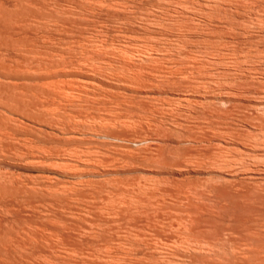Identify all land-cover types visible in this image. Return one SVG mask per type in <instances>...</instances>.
I'll list each match as a JSON object with an SVG mask.
<instances>
[{
	"label": "rangeland",
	"instance_id": "obj_1",
	"mask_svg": "<svg viewBox=\"0 0 264 264\" xmlns=\"http://www.w3.org/2000/svg\"><path fill=\"white\" fill-rule=\"evenodd\" d=\"M2 1L3 2L5 1L4 6L8 10V12H10L11 14L18 15L17 11H19L18 16H20V14H21V16H25L27 14H28L27 16H30L33 13L31 15V18L33 19V21L35 23L31 20L32 22L30 21V23L33 25V27L30 24L31 28L29 25L27 28L24 27L25 29L22 28L21 30L20 29L17 30L16 32H18V33L15 32L14 34H10L8 36H5V38H4V36L3 37L0 36V79H1L0 80V138L2 137L0 139V193H1L0 194V222L2 223V224L0 223L1 224L0 225V227H1L0 231L2 230V232L0 233V242H1L0 243V250H1L0 251V260H1L0 264H10L11 262H12L11 264H23V261H24V264H64L65 261H66L65 264H71V263H74V264H76V263L77 264H89V263L90 264H105L106 262L108 264H115V262L117 264H153V263L154 264H172V263H174V264H217V263L218 264L219 263L230 264L231 262H232L231 264H236V263L237 264H262V262H263V264H264V228H263L264 227V70H263L264 69V55H263L264 54V45H263L264 44V28H263L264 27L263 26V24H264V0H235V1L234 0L233 1L232 0L231 1L230 0H216V1L215 0L214 1L213 0H207V1L206 0H179L181 2H179L178 0H174V1H172V0L171 1L170 0H162V1L161 0H132V1L131 0L130 1L129 0H126V1L125 0H111L110 3H112V4H110L111 6L109 5L110 8H109V6H105V8L103 9L102 12H101V10H102L103 5L100 9L99 8V5H101L100 3H97L94 5V3L91 2V1L96 2V0H91V1L88 0L89 2L87 0H83V1L82 0H45V1L39 0L40 1L39 4L42 5L41 7L37 3L38 0H33V1L32 0H29V1L28 0H2ZM169 1H170V3L172 2L173 5L170 4ZM217 1H219V2H217ZM225 1H227L228 3H226ZM45 2L49 3V4H47L48 7H47V5H45ZM83 2H85L86 5L85 4L82 5ZM187 2L190 4H188ZM88 3H92V4H90V6H89ZM183 3L186 4V6H185L186 10L184 8ZM24 4H27V5H24ZM187 4H188V6H187ZM241 4H242V6H241ZM8 5H9V7H8ZM30 5H32V6H30ZM84 5L86 6L87 10H86ZM92 5H94V6L92 7ZM214 5H216V6H214ZM217 5H218V7H217ZM26 6H27V8H23ZM28 6L31 7L32 9L31 8L28 9ZM37 6H39L38 10H37ZM83 6H84V8H83ZM210 6H212V7H210ZM238 6H240V7H238ZM244 6H248V8L244 7ZM46 7H47V9H44ZM89 7L92 10L93 9L95 10V11L93 10L94 13H93V11L92 12L88 11V10H91V9H88ZM15 8L16 9L20 8L23 11L16 10ZM52 8H54V9H52ZM79 8L80 9L83 8V9L80 10ZM188 8H189V11H188ZM192 8H193V10H192ZM245 8H247V10ZM12 9L16 10V12H14V10L11 11ZM26 9H28V12H30V13H27ZM71 9L73 10V12ZM98 9H99V11H97ZM212 9H213V12H212ZM57 10H59V11H57ZM109 10H111V11H109ZM115 10H118V11H115ZM133 10H135V11H133ZM149 10H150V12H148ZM175 10H177V11H175ZM151 11H155V12H151ZM169 11H170V13H169ZM209 11H211V12H209ZM228 11L230 12V14H232L231 15L232 18L228 17V14L226 13ZM253 11L256 14H254ZM24 12H25V14H23ZM40 12H41V14H40ZM183 12H184V14H183ZM153 13H155V14H153ZM203 13H205V14H203ZM208 13H209V16H208ZM46 14L49 16L47 17ZM201 14H203V16ZM95 15L99 18L94 17ZM155 15H156V17H155ZM72 16H74V18ZM141 16H143V18ZM82 17H84L85 19L83 18L84 19L83 20ZM122 17H123V19H122ZM147 17H149V18H147ZM251 17H253V19ZM45 18L46 19L49 18V19L44 20ZM91 18L93 19L92 21H91ZM117 18H119V19H117ZM257 18H259V19H257ZM57 19L61 20L62 22L58 21V23H56ZM145 19H146V21H145ZM223 19H224V21H223ZM41 20L44 23L41 24L40 23V22H42ZM48 20H49V22L45 23V21L47 22ZM75 20H76V22H75ZM53 21H54V24L56 23V25L51 23ZM234 21H235V24H234ZM252 21L254 23L255 22H257V23L254 24ZM82 22H85L86 24L82 23ZM187 22H189V23H187ZM36 23H38V24L36 25ZM75 23H77V25ZM80 23L82 24L83 28H81ZM237 23H240V24H237ZM40 24H41V26H40ZM71 24H72L73 28H70ZM83 24L86 26H84ZM88 24H89V26H88ZM217 24H218V26H217ZM230 24H232V25H230ZM42 25H44L45 27ZM65 26H66V30H65ZM78 26H79V28L77 29ZM138 26H140V27H138ZM238 26H240V28ZM61 27H64V28L61 29ZM86 28H89V29H86ZM180 28H182V29H180ZM257 28L259 30H257ZM59 29H61V32ZM76 29L78 31H76ZM202 29L203 30L205 29L204 30L205 32ZM64 30H65V32H64ZM109 30H111V31H109ZM113 30H115V31H113ZM247 30H249V31H247ZM89 32H91V33H89ZM94 32H95V34H93ZM207 32H210V33H207ZM251 32L253 34H251ZM71 33L73 36L71 35ZM81 33H82V35H81ZM248 33H250V34H248ZM40 34H42V35H40ZM231 34L234 36H232ZM235 34L238 37H236ZM44 35H45V37H44ZM67 35H69V36H67ZM148 36L150 38H153V39H150ZM222 36H224V37L222 38ZM87 37H89V38H87ZM129 37H131V38H129ZM143 37H145V38H143ZM90 39H93V40H90ZM154 39H157V40L154 41ZM190 39H192V40H190ZM224 39H225V42L223 41ZM73 40H75V41L72 42ZM173 40H174V42H173ZM218 40L221 42H219ZM178 41H179V43H178ZM226 42H227V44H226ZM51 43H53V44H51ZM128 43H129V45H128ZM184 43L185 44L187 43V44L184 45ZM101 44H103V46ZM143 44L145 46H143ZM117 45H119V46H117ZM234 45H236V47ZM250 45H252V46H250ZM146 46H147V48H146ZM217 46H218V48H217ZM70 47H71V49H70ZM101 47H104V48H101ZM134 47H137V48H134ZM149 47H151V48H149ZM182 47H183V49H182ZM184 47H186V49ZM21 48H23V49H21ZM96 48H98V51ZM188 48H189V50H188ZM213 48H214V50H213ZM249 49H250V51H249ZM162 50L164 51V53L162 52ZM49 51H51V52L53 51V52L51 53ZM125 51H127V52L125 53ZM257 51L260 54L257 53ZM30 52H32V53H30ZM42 52H43V55H42ZM130 52H134V53H130ZM234 52H235V54H234ZM124 53L125 54L128 53V56L125 55ZM208 53H210V55ZM222 53L224 54V56ZM231 53L233 55H229ZM100 54H102L103 56L105 55V56L103 57ZM247 54H249V55L247 56ZM256 54H258L259 56ZM36 55H38L39 57ZM70 55H71V57H70ZM124 55L126 58L124 57ZM184 55H186V56H184ZM227 55H229V56H227ZM253 55H255V56L253 57ZM42 56H43V58H42ZM87 56H88V58H87ZM157 57H158V60H156ZM196 57L197 58L200 57V58L197 59ZM249 57H251V58H249ZM31 58H33L34 61ZM193 58L196 59L197 61L193 60ZM52 59H53V61H52ZM151 59H152V61H151ZM16 60H18V64H17ZM107 60H108V62H107ZM3 61H4V63H3ZM100 61L101 62L103 61V62L101 63ZM142 61L144 64L141 63ZM224 61L226 62V64ZM231 61H233V62H231ZM28 62H29V64H28ZM45 62H48L49 64L45 63ZM137 62H138V65H137ZM145 62H147L148 64ZM229 62H231L232 64H230ZM156 63L159 65L164 64L165 66L169 65V66L174 67V68L177 67L178 71H180V72H179V74L176 75L177 77H175V75L170 76L168 78L167 77H161L158 74H156V72H154V70L151 71L152 68L150 67V65L158 66ZM27 65H28V67H27ZM40 65H42V66H40ZM111 65H113L115 68H112ZM190 65H193V67ZM178 66H179V68H178ZM204 66H205V68H204ZM76 67H77L79 72L77 71ZM92 67H94L95 69ZM26 68H28V69H26ZM70 68L72 70H70ZM107 68H109V69H107ZM137 68H139V69H137ZM180 68H182V69H180ZM201 68H203V69H201ZM53 69H54V71H53ZM57 69L59 72L57 71ZM68 69L70 71H68ZM111 69H113V70H111ZM126 69H128L127 71L130 74L135 73V74L139 75V79H140V75H141L140 80H142V82L138 83L139 87L137 85L134 86L133 84H131L130 82H127L125 80L123 81L124 77H122V76H125V73H128L126 71ZM143 69H145V70H143ZM122 70L124 73L122 72ZM136 70H138V71H136ZM147 70H149V71H147ZM181 70H183V72H181ZM195 70H198V71H195ZM98 71H99V73H98ZM76 72H77V74H76ZM107 72H109V73H107ZM110 72H113V73L116 72V73H114L112 75V73H110ZM136 72H138V73H136ZM121 73H123V75H121ZM142 73H145V74H142ZM32 74H33V76H32ZM44 74H46V75H44ZM115 74L118 76H116ZM119 75H121V76H119ZM92 76H94V77L92 78ZM182 76H186V77H182ZM188 76H190V77H188ZM186 78H188V80ZM169 79H170V81H169ZM177 79H179V82L177 81ZM195 79H196V81H195ZM52 81H54L55 83ZM65 81H66V84L64 83ZM180 81H183V82H180ZM197 81L198 82L200 81V82L198 83ZM203 81H204V83H203ZM234 81H236V82H234ZM36 82H39V83L37 84ZM143 82H145V83L143 84ZM208 82H209V84H208ZM62 83L64 86L62 85ZM77 83H79V84L77 85ZM95 83H97V84H95ZM172 83H174V85ZM124 84H125V86H124ZM30 85H31V87H30ZM46 85H49V86L46 87ZM70 85H71V87H70ZM143 85H145V86H143ZM200 85H201V87H200ZM39 86H40V88H39ZM43 86H44V88H42ZM130 86L133 89H131ZM146 86L148 89L146 88ZM87 87L89 89H87ZM136 87H138V88H136ZM192 87H193V89H192ZM212 87H214L215 89ZM50 88H52V89H50ZM83 88H84V90H83ZM15 90H16V92H15ZM23 90H24V92H23ZM57 90H58V92H57ZM119 90H121V91H119ZM69 91H72V92L70 93ZM224 92L227 95L230 94L228 96V98L226 99V101L221 100L220 102H217L216 93L217 94L218 93L225 94ZM29 93H31V96ZM132 93H133V95H132ZM34 94H35V96H34ZM73 94L76 96H74ZM14 97H16L17 99ZM61 97H63L62 100H61ZM91 97H94L95 99L91 98ZM107 99L109 101H107ZM123 99H125V100H123ZM176 99H178V100H176ZM189 100L191 101L190 103H189ZM14 102L16 104H14ZM28 102L29 103L31 102V103L29 104ZM61 102H62V104H61ZM177 102H178V104H177ZM213 102H214V104H213ZM170 103H171V105H170ZM199 103H200V105L201 104L202 105L200 106ZM217 103L219 105H217ZM78 105H80V106H78ZM229 105H232V107H230ZM45 106L47 107V109L44 108ZM55 106H57V107H55ZM205 106H206V108H205ZM225 106L227 109L225 108ZM69 107L71 108V110ZM49 108H51V109H49ZM146 108H148V109H146ZM58 109H59V111H58ZM153 109H156V110H153ZM173 109H174V111H173ZM211 109H212V111H211ZM69 111H70L71 115L69 114ZM160 111L163 113H161ZM242 111H243V113H242ZM245 111H246V113H245ZM120 112H121V114H120ZM248 112L249 113L251 112V113L249 114ZM85 113H87V114L89 113V115H87ZM180 113H182V114H180ZM239 113H240V115H239ZM256 113H257V118L254 117V116H256ZM66 114H69V115H66ZM113 114H116V116L115 115L113 116ZM231 114H234V115H231ZM72 115H73V117H72ZM93 115H94V118H93ZM130 115H132V116H130ZM189 115H190V117H189ZM196 115H199V116L197 117ZM249 115H251V116H249ZM88 116L91 117L90 118L91 120L89 119ZM224 116H226V117H224ZM62 117H64V118H62ZM95 117L96 118L99 117L100 119L96 120ZM101 117H102V119H101ZM115 117H117V118H115ZM235 117L237 118L236 120H235ZM75 118L79 119V120H76ZM103 118L106 120H104ZM111 118H114V119H111ZM10 119H11V121H10ZM60 119H62L61 122H60ZM69 119H72V120L69 121ZM216 119H217V121H216ZM125 120L128 122H126ZM157 120H158V122H157ZM162 120H164L165 123ZM255 120H257V121H255ZM57 121H58V124H57ZM119 121H121V122H119ZM225 121H227V122H225ZM71 122H72V124H71ZM75 122H76V124H75ZM152 122H153V124H152ZM176 122H177V124H176ZM121 123H123V124H121ZM132 123H133V125H132ZM128 124H131V127ZM170 124H172V125H170ZM226 124H227V127H226ZM258 124H260V126ZM95 125H96V128H95ZM127 125L129 126V128ZM216 125H219V127ZM221 125H223L225 127L223 128V126H221ZM231 125H233V127L236 128V131L232 127L233 131L228 129L229 133H227L228 132L227 128L231 127ZM254 125H256V126L253 127ZM214 126L218 127V128L221 127L222 129L220 128V132H219V130L217 128H215ZM159 129L161 131H159ZM224 129L226 132L225 133H224V131L221 132V130H224ZM249 129H251L252 131ZM166 130L168 133L166 132ZM2 131H3V133H2ZM173 131H175V134ZM198 131H200V132H198ZM204 131H208V132H204ZM230 131L231 132L235 131V132L231 133ZM245 131H248V132H245ZM9 132H11V133H9ZM91 132H94V133H91ZM131 132H132V134H131ZM236 132H238V133H236ZM95 133H97V134H95ZM145 134H146V136H148L147 138H146ZM11 135H12V137H11ZM216 135L218 137H216ZM248 135H250V137H248ZM140 136L142 138H140ZM201 136H202V138H201ZM77 137L78 138L80 137V138L78 139ZM149 137H150V139H149ZM194 137H195V139H194ZM207 137H209V138L207 139ZM221 137H222V139H221ZM244 137H246V138L244 139ZM5 138H6V140L3 141V139H5ZM163 138H164V140H163ZM247 138H252L253 141L251 139L249 140ZM149 140L150 141L152 140V141L150 142ZM7 141H9V142H7ZM91 141H93V142L91 143ZM120 141H122V142H120ZM145 141H146V143H145ZM147 142H149V143H147ZM155 142H156V144H155ZM214 143H216V144H214ZM221 143L223 146L220 147L219 144L221 145ZM245 143H247V144H245ZM30 145H32V146H30ZM148 145H150L149 148H147ZM166 145H168V146H166ZM174 145L177 146V148ZM108 146L111 150L109 148H107ZM110 146H112L114 149L111 148ZM249 146L252 147L253 149L250 148ZM99 147H100V149H99ZM138 147L143 148V150H141L143 153L139 152V150L137 149ZM192 148H194V149H192ZM228 148H230V149H228ZM39 149H40V151H39ZM43 149H45V151ZM79 149H80V151H79ZM98 149H99V152L95 151ZM169 149L171 151H169ZM47 150L50 152L48 153ZM135 150H136V152H135ZM148 150H150V151H148ZM154 150H155V154H153ZM241 150H243V151L241 152ZM41 151H43V152H41ZM67 151L69 153H67ZM78 151L80 152V154ZM92 151L95 154L94 153L92 154ZM133 151H134V153H132ZM173 151H175V152H173ZM214 151H216L217 153ZM253 151H255V152H253ZM24 152H25V154H24ZM44 152H45V154H44ZM71 152L73 155L71 154ZM113 152H117V153H113ZM138 152H139V155H138ZM34 153H35V155H32ZM38 153H39V155H38ZM96 153H98V154H96ZM131 153L133 154V156ZM20 155H22V156H20ZM25 155H27V157ZM47 155H48V157H47ZM219 155H220V157H219ZM78 156H81V157H78ZM138 156H139V158H138ZM195 156L198 158L196 159ZM154 157H156V159ZM185 157H186V159H185ZM117 158L118 159L120 158V159L118 160ZM183 159H185V160H183ZM212 159H214V160H212ZM228 159H231V160H228ZM36 160H37V162H36ZM111 160H112V162L110 164ZM116 160L118 162H116ZM154 160H156V161H154ZM159 160H161V161H159ZM139 161H141V162H139ZM97 162H98V164H97ZM62 163L64 164L63 166H62ZM74 164H75V166H74ZM59 166H60V168H59ZM201 167H202V169H201ZM79 168H80V170H78ZM112 168H114V169H112ZM166 168H168V169H166ZM222 169H224V170H222ZM225 169L229 170V172L226 171ZM185 174H186V176H185ZM249 176H251V178ZM224 178L227 179V181H225ZM161 179L163 181H161ZM222 180H224V181H222ZM258 180L260 181L259 184H258ZM140 181L144 185L140 184L141 183ZM155 181H156V183H153ZM249 181H250V183H249ZM144 182H146V183H144ZM211 182L214 185L213 184L211 185ZM226 182H227L229 188L227 187V184H225ZM256 182L258 185L256 184ZM88 183L90 185H88ZM133 183H135V184H133ZM165 183H166V185H165ZM218 183L220 184L221 187L219 186ZM253 183H255V184H253ZM138 184H140V185H138ZM58 185H60L61 187ZM66 185H67V187H66ZM160 185H162V186H160ZM240 185H242V186H240ZM76 186H78L79 188ZM146 186H148V187H146ZM171 186H174V187H171ZM236 186H237V188H236ZM57 187H59V188H57ZM144 187L146 189H144ZM62 188H64L63 189L64 192L62 191ZM186 188H187V190H186ZM205 188H207V190ZM218 188H219V191H218ZM226 188H227V190H226ZM243 188H244V190H243ZM53 189H55L54 192H53ZM210 189H211V191H210ZM60 190H61V192H60ZM214 190H216V191L214 192ZM152 191H154V193ZM172 191H173V193H172ZM188 191H190V192H188ZM241 191H247V192H241ZM57 192L59 193L58 194L59 196L55 195V194H57ZM65 192H67V193H65ZM195 192H197V193H195ZM71 193H73V194H71ZM51 194H52V196H51ZM62 194H64V195H62ZM169 194L171 195V197L169 196ZM208 194H209V196H208ZM216 194L219 196H216ZM242 194L245 196L242 197ZM256 194L259 196H255ZM195 196L196 197L198 196V198H196ZM62 197H63V199H62ZM131 197H133L134 199ZM160 197H161V199H160ZM164 197H165V199H163ZM53 198H55V199H53ZM119 198H121V200H120L121 202L118 201ZM136 198H137L138 202H137ZM138 198H140V199H138ZM154 198H156V199H154ZM202 198H203V200H202ZM226 198H228V199L226 200ZM67 199H69V200H67ZM114 199H115V201H114ZM126 199H127L128 203L126 202ZM152 199H154V200H152ZM88 200H90V201H88ZM111 200H113V201H111ZM130 200H131V202H130ZM225 200H226V203H224ZM27 201L29 203H27ZM132 201H134L133 202L134 204L130 205V203H132ZM147 201H149V202L147 203ZM159 201L162 204L159 203ZM164 201H165V203H164ZM202 201H204V202H202ZM227 201L229 204L227 203ZM238 201H239V203L236 206V202H238ZM85 202H86V204H84ZM140 202H142V203L139 204ZM247 202H252V204L247 203ZM41 204L44 205V207ZM120 204H122V206H120ZM137 204H139L138 206L140 208H138ZM153 204L155 206L157 205L158 208L157 209L155 208L156 210L154 212H151L154 210V208L151 207V206L154 207ZM241 204H242V206H239ZM94 205H95V207H94ZM114 205H116V206L113 207ZM129 205L131 208L129 207ZM186 205H187V207H186ZM247 205H249V206H247ZM133 206H134V208H132ZM198 206H199V208H198ZM230 206H232V207H230ZM12 207H13V209H12ZM136 207H137V209H136ZM207 207H209L210 211L208 210ZM83 208L85 209V211ZM213 208H216V209H213ZM227 208L230 210H226ZM252 208H254V209H252ZM89 209H91L92 211ZM134 209L138 210V212L136 210L134 211ZM141 209H143L144 211H141ZM158 209H159V212L157 211ZM224 209H225L226 214H224ZM250 209H252V210H250ZM87 210H89V211H87ZM113 210H116V211H114L112 213ZM165 210H167V211H165ZM195 210H196V212H195ZM201 210H202V212H201ZM60 211H62V212H60ZM68 211H70V212H68ZM109 211H111V212H109ZM117 211H119V212H117ZM126 211L128 213H126ZM248 211H249V214H247ZM83 212H85V213H83ZM88 212H90L89 213L90 215L88 214ZM103 212H104V214H103ZM149 212H151V213H149ZM181 212H183V213H181ZM11 213H13V214L10 215ZM27 213H28V215H27ZM50 213H52V215ZM91 213H93V214H91ZM100 213L102 215L101 218H99L101 216ZM115 213H118V214L115 215ZM119 213L121 215L120 217H119ZM137 213H138V215H137ZM166 213H168V214H166ZM169 213L170 214L172 213V215L170 216ZM178 213H181L183 215L180 214L178 216ZM190 213L193 214V216L195 214L197 215V216L196 215L194 216L195 221L192 220L194 222V224L196 223L195 224L196 226L193 224V222L190 219H188L190 216L189 215ZM231 213H233V214H231ZM79 214H80V216H79ZM126 214H127V216H126ZM147 214H148V219L152 224H150V222L146 218ZM92 215H93V218H92ZM144 215H146V216H144ZM168 215L170 216L169 218H168ZM200 215H202V216H200ZM218 215H220V216H218ZM238 215H240L241 218H240V216L238 217ZM70 216H74L75 218L70 217ZM181 216H184V217H181ZM235 216H237V217H235ZM135 217H137L136 221L134 219ZM190 217H192V215ZM224 217H225V219H224ZM2 218H3V220H2ZM104 218H106V219H104ZM161 218H162V220H161ZM209 218H210V220H208ZM24 219H26V220H24ZM128 219H130L129 220L130 222L128 221ZM141 219H143V220H141ZM157 219H159V221H157ZM185 219L192 222L193 225L190 222L188 223V221L186 222ZM246 219H247V221H246ZM56 221H57V223H56ZM83 221H84V223H83ZM89 221H90V223H88ZM154 221H155V223H154ZM162 221L166 222V223L162 224ZM174 221L177 223H175ZM63 222H64V224H63ZM127 222H128V224H127ZM157 222L158 223L160 222V223L158 224ZM169 222H171V223H169ZM183 222L186 224L185 226H183L184 225ZM255 222L258 224H256ZM115 223H117V224H115ZM140 223L143 225H140ZM144 223L146 226L144 225ZM178 223H180V224L182 223V226ZM218 223H221L222 225L219 224V227H217ZM229 223H231V225ZM44 224H46V225H44ZM76 224H77V226H76ZM92 224H93V226H92ZM108 224L112 225V226L109 227ZM148 224H150L152 226H150ZM24 225H26V226H24ZM57 225H59V226H57ZM115 225H116V227H114ZM138 225H140V226H138ZM172 225H173V228L171 227ZM209 225H211V226H209ZM244 225L245 226L247 225V227L245 228ZM44 226H45V228H44ZM91 226H92V228H91ZM164 226H165V228H164ZM178 226H180V227H178ZM225 226H227V228H225ZM256 226H258V227H256ZM72 227H73V229H72ZM100 227H102V228L104 227L106 230L104 228L102 230V228H100ZM118 227L120 228V230ZM186 227H187L188 231L185 229ZM215 227L218 229H216ZM75 228H77V229H75ZM132 228H134V229H132ZM191 228H192V230H191ZM212 228H214V229H212ZM235 228H237L238 230H236ZM239 228H240V230H239ZM241 228H243V229H241ZM261 228H263V229H261ZM23 229H26V233H25V230H23ZM200 229H202V231H204V232L200 231ZM208 229H210L212 233ZM226 229H228V230H226ZM254 229H256V230H254ZM18 230L20 232H18ZM248 230L251 232L250 236L246 235L247 233L248 234L250 233V232H248ZM257 230H258V232H256ZM57 231H59V232H57ZM96 231H97V233H96ZM183 231H185V232L187 231L186 232L187 234ZM198 231H200V233ZM218 231H219V234H218ZM78 232L83 233L82 234L83 236L80 235V233H78ZM85 232H88V233H85ZM135 232L137 233L136 235H134ZM188 232H191V233H188ZM63 233H64V235H62ZM205 233H206V235L204 237L203 234H205ZM234 233L238 234V237ZM104 234H106V235H104ZM112 234H114L115 237ZM120 234L122 237L120 236ZM184 234H185V236H184ZM188 234H190V235H188ZM2 235L3 236L5 235V236L3 237ZM193 235H196V236L193 237ZM230 235H232V236L234 235V236L232 237ZM240 235L241 236L243 235V237H241ZM11 236L13 237L12 239H11ZM129 236H130V238H129ZM182 236H183V238H181ZM1 237H2V239H1ZM93 237H96L97 239L96 238L93 239ZM151 237H153V238H151ZM200 237H202L201 240H200ZM218 237H219V239H218ZM244 237H246V238L244 239ZM24 238H25V241H23ZM46 238L48 239V241ZM131 238H133V239H131ZM140 238H142V239H140ZM146 238L147 239L149 238V239L147 240ZM252 238H253V240H252ZM254 238H255V240H254ZM6 239H8V240H6ZM14 239H16V240H14ZM21 239H23V240H21ZM197 239L199 241H197ZM30 240L31 241L33 240L32 241L33 243ZM189 240L191 243L189 242ZM50 241L52 242V244H50L51 243ZM208 241H210V242H208ZM240 241L245 242V244L241 243ZM11 242L13 243V245ZM36 242H38V243H36ZM46 242H48L49 244H47ZM118 242H119V244H118ZM172 242H174V243H172ZM176 242H178V243H176ZM247 242H250V243H247ZM44 243H45L46 247H43ZM114 243H115V245H114ZM169 243H172V244H169ZM175 243H176V245H175ZM198 243H200V244H198ZM203 243H204V245H202V247H201L200 245ZM238 243H240V244H238ZM257 243H260V244L257 245ZM81 244H83V245H81ZM110 244H112V245H110ZM178 244H182L181 246H183V247L181 248L180 245H178ZM206 244H209V245L207 246ZM223 244H224V246H223ZM247 244H249V245H247ZM49 245H50V247H49ZM189 245L191 246V248L193 250L195 249L196 252L193 251ZM226 245H227V247H226ZM35 246H36V248H35ZM112 246H115V249ZM157 246H159V247H157ZM186 246H188V248ZM230 246L232 247V250L234 251L235 254H232L233 251L231 250ZM248 246H251V248H247ZM261 246H263V247L261 248ZM67 247H68V249H66ZM84 247H86V248H84ZM109 247H111V249H113V250L110 251L111 249ZM121 247H123V248H121ZM198 247H201V248H198ZM21 248H23V249H21ZM70 248H73V249L70 250ZM75 248H76V250L77 249L78 250L76 251ZM107 248H108V251L105 252V250ZM125 248H126V250H125ZM138 248H140V249H138ZM213 248L215 250H213ZM240 248H242V249H240ZM253 248L255 249V251H252V250H254ZM11 249L13 250L12 252H11ZM36 249H37V251H36ZM198 249H201V250H198ZM221 249H222V252L220 251ZM62 250L65 252H63ZM99 250H101V251L99 252ZM203 250H205V251H203ZM239 250L241 251V253ZM256 250H258V251H256ZM26 251L27 252L29 251L31 253H29V252L25 253ZM72 251H74V252H72ZM82 251H84V252H82ZM91 251L92 252L94 251V253L92 254ZM168 251H169V253H168ZM210 251H212V252L214 251V252L212 253ZM88 252H90V253L88 254ZM170 252H171V254H170ZM206 252H207V254H206ZM9 253H10V255H9ZM22 253H23V255H22ZM78 253H79V256L77 255ZM4 254L6 255V257ZM26 254H27V256H25ZM46 254H47V260H46ZM65 254L67 256L64 257ZM165 255H166V257H165ZM223 255L224 256L226 255V256L223 258ZM241 255H243V256H241ZM248 255H250V256H248ZM260 255H262V256H260ZM61 256H63V257H61ZM80 256H82V257H80ZM160 256H163V257H160ZM244 256H245V258H244ZM190 257L192 258V260L190 259ZM2 258H3V260H2ZM40 258H42V259H40ZM97 258L101 259L103 262L101 263V260H99ZM105 258H106V261H105ZM111 258H112V260H111ZM255 258H257V259H255ZM4 259H5L6 263L4 262ZM32 259H33V261H31ZM198 259H200V261ZM91 260L95 261V262H92ZM204 260H205V262H204ZM19 261H20V263H19ZM169 261H171V262H169ZM241 261H243V262H241ZM258 261H259V263H258ZM249 262H251V263H249Z\"/></svg>",
	"mask_w": 264,
	"mask_h": 264
},
{
	"label": "bare ground",
	"instance_id": "obj_2",
	"mask_svg": "<svg viewBox=\"0 0 264 264\" xmlns=\"http://www.w3.org/2000/svg\"><path fill=\"white\" fill-rule=\"evenodd\" d=\"M28 1H29V0H28ZM32 1H33V0H32ZM44 1H45V0H44ZM82 1H83V0H82ZM87 1H88V0H87ZM89 1H91V0H89ZM89 1H88V2H89ZM110 1H111V0H96V2H95V1H91V2H93L94 5L97 4V3H100V4H101V5H99V8H100V9H101V7H102V5H103L102 10H101V12H102L103 9L105 8V6H109L110 4H112V3H110ZM125 1H126V0H125ZM129 1H130V0H129ZM131 1H132V0H131ZM161 1H162V0H161ZM170 1H171V0H170ZM170 1H169V3H170ZM172 1H174V0H172ZM178 1H179V0H178ZM206 1H207V0H206ZM213 1H214V0H213ZM215 1H216V0H215ZM230 1H231V0H230ZM232 1H233V0H232ZM234 1H235V0H234ZM4 2H5V1H4ZM4 2H3L2 0H0V36H1V37L4 36V38H5V36H8V35H10V34H14V33H15L17 30H19V29L21 30V29L24 28V27L27 28V27L31 24L30 21H31V20L33 21V19L31 18V15H32L33 13H32L30 16H27L28 14L25 15V16H21V14H20V16H18V15H19V11H17V14H18V15H16V14H15V15H14V14H11L10 12H8V10L6 9V7L4 6ZM18 2H19V1H18ZM39 2H40V1L38 0L37 3L39 4ZM42 2H43V1H42ZM47 2H48V1H47ZM78 2H79V1H78ZM113 2H114V1H113ZM165 2H166V1H165ZM179 2H181V1H179ZM190 2H191V1H190ZM217 2H219V1H217ZM225 2L228 3L227 1H225ZM238 2H239V1H238ZM79 3H80V2H79ZM166 3H167V2H166ZM173 3H174V2H173ZM176 3H177V2H176ZM187 3H188V2H187ZM215 3H216V2H215ZM236 3H237V2H236ZM240 3H241V2H240ZM17 4H18V3H17ZM22 4H23V3H22ZM47 4H49V3H46V2H45V5H47ZM55 4H56V3H55ZM59 4H60V3H59ZM61 4H62V3H61ZM72 4H73V3H72ZM83 4L86 5L85 2H83L82 5H83ZM88 4H89V6H90V4H92V3H88ZM114 4H115V3H114ZM125 4H126V3H125ZM160 4H161V3H160ZM170 4H172V2H171ZM179 4H180V3H179ZM183 4H184V3H183ZM188 4H190V3H188ZM188 4H187V6H188ZM198 4H199V3H198ZM18 5H19V4H18ZM24 5H27V4H24ZM45 5H44V6H45ZM85 5H84V6H85ZM94 5H92V7H93ZM115 5H116V4H115ZM121 5H122V4H121ZM121 5H120V6H121ZM130 5H131V4H130ZM155 5H156V4H155ZM158 5H159V4H158ZM172 5H173V4H172ZM176 5H177V4H176ZM195 5H196V4H195ZM195 5H194V6H195ZM208 5H209V4H208ZM208 5H207V6H208ZM15 6H16V5H15ZM20 6H21V5H20ZM30 6H32V5H30ZM39 6L41 7L42 5L39 4ZM39 6H37V10H38ZM52 6H53V5H52ZM84 6H83V8H84ZM87 6H88V5H87ZM110 6H111V5H110ZM110 6H109V8H110ZM118 6H119V5H118ZM182 6H183V5H182ZM182 6H181V7H182ZM185 6H186V4H184V8H185V10H186V7H185ZM201 6H202V5H201ZM214 6H216V5H214ZM241 6H242V4H241ZM8 7H9V5H8ZM47 7H48V5H47ZM47 7L44 8V9H47ZM96 7H97V6H96ZM138 7H139V6H138ZM191 7H192V6H191ZM208 7H209V6H208ZM210 7H212V6H210ZM217 7H218V5H217ZM238 7H240V6H238ZM244 7H247V8H248V6H244ZM250 7H251V6H250ZM23 8H27V6H26V7H23ZM29 8H31V7L28 6V9H29ZM56 8H57V7H56ZM68 8H69V7H68ZM83 8H82V9H83ZM85 8H86V6H85ZM107 8H108V7H107ZM170 8H171V7H170ZM213 8H214V7H213ZM225 8H226V7H225ZM247 8H245V9L247 10ZM15 9H16V8H15ZM28 9H26V10H27V13H30V12H28ZM31 9H32V8H31ZM52 9H54V8H52ZM79 9H80V8H79ZM82 9H80V10H82ZM88 9H91V8L89 7ZM162 9H163V8H162ZM174 9H175V8H174ZM252 9H253V8H252ZM13 10H14V9H12L11 11H13ZM16 10L23 11V10L20 9V8H19V9H16ZM16 10H14V12H16ZM42 10H43V9H42ZM50 10H51V9H50ZM71 10H72V9H71ZM80 10H79V11H80ZM86 10H87V8H86ZM93 10H94V9H93ZM93 10L91 9V10H88V11H89V12H90V11L92 12ZM112 10H113V9H112ZM123 10H124V9H123ZM126 10H127V9H126ZM153 10H154V9H153ZM157 10H158V9H157ZM192 10H193V8H192ZM229 10H230V9H229ZM29 11H30V10H29ZM51 11H52V10H51ZM57 11H59V10H57ZM94 11H95V10H94ZM94 11H93V13H94ZM97 11H99V9H98ZM104 11H105V10H104ZM109 11H111V10H109ZM115 11H118V10H115ZM129 11H130V10H129ZM133 11H135V10H133ZM175 11H177V10H175ZM188 11H189V8H188ZM190 11H191V10H190ZM195 11H196V10H195ZM197 11H198V10H197ZM217 11H218V10H217ZM219 11H220V10H219ZM25 12H26V11H25ZM25 12H24L23 14H25ZM60 12H61V11H60ZM65 12H66V11H65ZM72 12H73V10H72ZM85 12H86V11H85ZM89 12H88V13H89ZM101 12H100V13H101ZM148 12H150V10H149ZM151 12H155V11H151ZM192 12H193V11H192ZM207 12H208V11H207ZM209 12H211V11H209ZM212 12H213V9H212ZM214 12H215V11H214ZM237 12H238V11H237ZM253 12H254V11H253ZM256 12H257V11H256ZM47 13H48V12H47ZM67 13H68V12H67ZM97 13H98V12H97ZM169 13H170V11H169ZM201 13H202V12H201ZM216 13H217V12H216ZM226 13L228 14V17H229V18H232V16H231L232 14H230L229 11L226 12ZM231 13H232V12H231ZM238 13H239V12H238ZM40 14H41V12H40ZM49 14H50V13H49ZM72 14H73V13H72ZM74 14H75V13H74ZM91 14H92V13H91ZM120 14H121V13H120ZM150 14H151V13H150ZM153 14H155V13H153ZM183 14H184V12H183ZM203 14H205V13H203ZM203 14H201V15L203 16ZM210 14H211V13H210ZM217 14H218V13H217ZM254 14H256V13L254 12ZM254 14H253V15H254ZM46 15H47V14H46ZM84 15H85V14H84ZM113 15H114V14H113ZM124 15H125V14H124ZM145 15H146V14H145ZM160 15H161V14H160ZM160 15H159V16H160ZM170 15H171V14H170ZM180 15H181V14H180ZM238 15H239V14H238ZM244 15H245V14H244ZM48 16H49V15H47V17H48ZM68 16H69V15H68ZM68 16H67V17H68ZM119 16H120V15H119ZM119 16H118V17H119ZM130 16H131V15H130ZM132 16H133V15H132ZM137 16H138V15H137ZM157 16H158V15H157ZM184 16H185V15H184ZM187 16H188V15H187ZM189 16H190V15H189ZM208 16H209V13H208ZM216 16H217V15H216ZM37 17H38V16H37ZM39 17H40V16H39ZM72 17L74 18V16H72ZM76 17H77V16H76ZM94 17H97V16L95 15ZM100 17H101V16H100ZM124 17H125V16H124ZM127 17H128V16H127ZM135 17H136V16H135ZM141 17L143 18V16H141ZM155 17H156V15H155ZM175 17H176V16H175ZM205 17H206V16H205ZM243 17H244V16H243ZM257 17H258V16H257ZM35 18H36V17H35ZM70 18H71V17H70ZM83 18H84V17H82V19H83ZM86 18H87V17H86ZM88 18H89V17H88ZM97 18H99V17H97ZM128 18H129V17H128ZM137 18H138V17H137ZM144 18H145V17H144ZM147 18H149V17H147ZM162 18H163V17H162ZM192 18H193V17H192ZM195 18H196V17H195ZM213 18H214V17H213ZM251 18L253 19V17H251ZM47 19H49V18H47ZM47 19L45 18L44 20H47ZM80 19H81V18H80ZM80 19H79V20H80ZM82 19H81V20H82ZM84 19H85V18H84ZM84 19H83V20H84ZM114 19H115V18H114ZM117 19H119V18H117ZM122 19H123V17H122ZM139 19H140V18H139ZM180 19H181V18H180ZM217 19H218V18H217ZM257 19H259V18H257ZM83 20H82V21H83ZM92 20H93V19L91 18V21H92ZM148 20H149V19H148ZM191 20H192V19H191ZM249 20H250V19H249ZM260 20H261V19H260ZM32 21H31V22H32ZM41 21H42V20H41ZM58 21H61V20H58V19H57V22H56V23H58ZM64 21H65V20H64ZM72 21H73V20H72ZM100 21H101V20H100ZM103 21H104V20H103ZM145 21H146V19H145ZM161 21H162V20H161ZM194 21H195V20H194ZM223 21H224V19H223ZM230 21H231V20H230ZM245 21H246V20H245ZM33 22H34V21H33ZM36 22H37V21H36ZM48 22H49V20H48L47 22L45 21V23H48ZM61 22H62V21H61ZM75 22H76V20H75ZM80 22H81V21H80ZM112 22H113V21H112ZM116 22H117V21H116ZM120 22H121V21H120ZM129 22H130V21H129ZM165 22H166V21H165ZM181 22H182V21H181ZM197 22H198V21H197ZM199 22H200V21H199ZM211 22H212V21H211ZM252 22H253V21H252ZM34 23H35V22H34ZM34 23H33V24H34ZM40 23L42 24V23H44V22L42 21V22H40ZM51 23L54 24V21L51 22ZM56 23H55L54 25H56ZM82 23H85V22H82ZM123 23H124V22H123ZM182 23H183V22H182ZM187 23H189V22H187ZM249 23H250V22H249ZM253 23H254V22H253ZM255 23H257V22H255ZM255 23H254V24H255ZM37 24H38V23H36V25H37ZM41 24H40V26H41ZM59 24H60V23H59ZM61 24H62V23H61ZM75 24L77 25V23H75ZM80 24H81V23H80ZM85 24H86V23H85ZM90 24H91V23H90ZM119 24H120V23H119ZM124 24H125V23H124ZM133 24H134V23H133ZM133 24H132V25H133ZM148 24H149V23H148ZM184 24H185V23H184ZM204 24H205V23H204ZM207 24H208V23H207ZM234 24H235V21H234ZM237 24H240V23H237ZM245 24H246V23H245ZM31 25H32V24H31ZM31 25H30V28H31ZM34 25H35V24H34ZM66 25H67V24H66ZM73 25H74V24H73ZM83 25H84V24H83ZM151 25H152V24H151ZM170 25H171V24H170ZM194 25H195V24H194ZM209 25H210V24H209ZM230 25H232V24H230ZM261 25H262V24H261ZM42 26H44V25H42ZM74 26H75V25H74ZM84 26H86V25H84ZM88 26H89V24H88ZM91 26H92V25H91ZM101 26H102V25H101ZM115 26H116V25H115ZM122 26H123V25H122ZM130 26H131V25H130ZM211 26H212V25H211ZM217 26H218V24H217ZM235 26H236V25H235ZM263 26H264V24H263ZM32 27H33V25H32ZM44 27H45V26H44ZM95 27H96V26H95ZM133 27H134V26H133ZM136 27H137V26H136ZM138 27H140V26H138ZM199 27H200V26H199ZM202 27H203V26H202ZM225 27H226V26H225ZM236 27H237V26H236ZM238 27L240 28V26H238ZM245 27H246V26H245ZM253 27H254V26H253ZM258 27H259V26H258ZM25 28H24V29H25ZM63 28H64V27H61V29H63ZM70 28H73V27H72V24H71ZM78 28H79V26L77 27V29H78ZM81 28H83V27H82V24H81ZM91 28H92V27H91ZM96 28H97V27H96ZM125 28H126V27H125ZM148 28H149V27H148ZM203 28H204V27H203ZM209 28H210V27H209ZM234 28H235V27H234ZM263 28H264V27H263ZM41 29H42V28H41ZM48 29H49V28H48ZM61 29H59L60 32H61ZM67 29H68V28H67ZM77 29H76V31H78ZM86 29H89V28H86ZM110 29H111V28H110ZM114 29H115V28H114ZM130 29H131V28H130ZM180 29H182V28H180ZM229 29H230V28H229ZM241 29H242V28H241ZM245 29H246V28H245ZM245 29H244V30H245ZM39 30H40V29H39ZM46 30H47V29H46ZM49 30H50V29H49ZM53 30H54V29H53ZM65 30H66V26H65ZM65 30H64V32H65ZM82 30H83V29H82ZM82 30H81V31H82ZM90 30H91V29H90ZM147 30H148V29H147ZM149 30H150V29H149ZM202 30H203V29H202ZM204 30H205V29H204ZM204 30H203V31H204ZM214 30H215V29H214ZM257 30H259V29L257 28ZM22 31H23V30H22ZM22 31H21V32H22ZM54 31H55V30H54ZM74 31H75V30H74ZM109 31H111V30H109ZM113 31H115V30H113ZM120 31H121V30H120ZM124 31H125V30H124ZM191 31H192V30H191ZM191 31H190V32H191ZM217 31H218V30H217ZM232 31H233V30H232ZM247 31H249V30H247ZM23 32H24V31H23ZM41 32H42V31H41ZM62 32H63V31H62ZM92 32H93V31H92ZM106 32H107V31H106ZM133 32H134V31H133ZM185 32H186V31H185ZM195 32H196V31H195ZM204 32H205V31H204ZM234 32H235V31H234ZM234 32H233V33H234ZM260 32H261V31H260ZM16 33H18V32H16ZM27 33H28V32H27ZM36 33H37V32H36ZM48 33H49V32H48ZM56 33H57V32H56ZM89 33H91V32H89ZM99 33H100V32H99ZM207 33H210V32H207ZM216 33H217V32H216ZM221 33H222V32H221ZM221 33H220V34H221ZM75 34H76V33H75ZM75 34H74V35H75ZM93 34H95V32H94ZM110 34H111V33H110ZM136 34H137V33H136ZM138 34H139V33H138ZM146 34H147V33H146ZM148 34H149V33H148ZM152 34H153V33H152ZM218 34H219V33H218ZM222 34H223V33H222ZM222 34H221V35H222ZM248 34H250V33H248ZM251 34H253V33L251 32ZM40 35H42V34H40ZM71 35H72V33H71ZM81 35H82V33H81ZM125 35H126V34H125ZM208 35H209V34H208ZM214 35H215V34H214ZM224 35H225V34H224ZM231 35H232V34H231ZM235 35H236V34H235ZM240 35H241V34H240ZM25 36H26V35H25ZM67 36H69V35H67ZM72 36H73V35H72ZM123 36H124V35H123ZM175 36H176V35H175ZM228 36H229V35H228ZM232 36H234V35H232ZM243 36H244V35H243ZM44 37H45V35H44ZM48 37H49V36H48ZM148 37H149V36H148ZM223 37H224V36H222V38H223ZM236 37H238V36L236 35ZM9 38H10V37H9ZM23 38H24V37H23ZM58 38H59V37H58ZM87 38H89V37H87ZM115 38H116V37H115ZM129 38H131V37H129ZM135 38H136V37H135ZM143 38H145V37H143ZM149 38H150V37H149ZM163 38H164V37H163ZM181 38H182V37H181ZM184 38H185V37H184ZM226 38H227V37H226ZM260 38H261V37H260ZM44 39H45V38H44ZM46 39H47V38H46ZM104 39H105V38H104ZM104 39H103V40H104ZM125 39H126V38H125ZM150 39H153V38H150ZM230 39H231V38H230ZM13 40H14V39H13ZM27 40H28V39H27ZM49 40H50V39H49ZM90 40H93V39H90ZM97 40H98V39H97ZM119 40H120V39H119ZM156 40H157V39H154V41H156ZM184 40H185V39H184ZM190 40H192V39H190ZM252 40H253V39H252ZM16 41H17V40H16ZM44 41H45V40H44ZM74 41H75V40H73L72 42H74ZM98 41H99V40H98ZM121 41H122V40H121ZM161 41H162V40H161ZM193 41H194V40H193ZM200 41H201V40H200ZM218 41H219V40H218ZM218 41H217V42H218ZM223 41L225 42V39H224ZM236 41H237V40H236ZM254 41H255V40H254ZM254 41H253V42H254ZM256 41H257V40H256ZM262 41H263V40H262ZM18 42H19V41H18ZM18 42H17V43H18ZM21 42H22V41H21ZM54 42H55V41H54ZM54 42H53V43H54ZM56 42H57V41H56ZM76 42H77V41H76ZM101 42H102V41H101ZM103 42H104V41H103ZM106 42H107V41H106ZM125 42H126V41H125ZM159 42H160V41H159ZM166 42H167V41H166ZM173 42H174V40H173ZM182 42H183V41H182ZM219 42H221V41H219ZM2 43H3V42H2ZM17 43H16V44H17ZM40 43H41V42H40ZM46 43H47V42H46ZM53 43H51V44H53ZM57 43H58V42H57ZM68 43H69V42H68ZM97 43H98V42H97ZM112 43H113V42H112ZM168 43H169V42H168ZM178 43H179V41H178ZM178 43H177V44H178ZM228 43H229V42H228ZM245 43H246V42H245ZM248 43H249V42H248ZM248 43H247V44H248ZM258 43H259V42H258ZM260 43H261V42H260ZM25 44H26V43H25ZM27 44H28V43H27ZM93 44H94V43H93ZM98 44H99V43H98ZM114 44H115V43H114ZM114 44H113V45H114ZM116 44H117V43H116ZM146 44H147V43H146ZM173 44H174V43H173ZM182 44H183V43H182ZM186 44H187V43H186ZM186 44L184 43V45H186ZM188 44H189V43H188ZM220 44H221V43H220ZM222 44H223V43H222ZM226 44H227V42H226ZM250 44H251V43H250ZM256 44H257V43H256ZM256 44H255V45H256ZM2 45H3V44H2ZM28 45H29V44H28ZM57 45H58V44H57ZM84 45H85V44H84ZM101 45L103 46V44H101ZM128 45H129V43H128ZM150 45H151V44H150ZM175 45H176V44H175ZM179 45H180V44H179ZM211 45H212V44H211ZM213 45H214V44H213ZM215 45H216V44H215ZM228 45H229V44H228ZM252 45H253V44H252ZM252 45H250V46H252ZM263 45H264V44H263ZM30 46H31V45H30ZM44 46H45V45H44ZM94 46H95V45H94ZM117 46H119V45H117ZM124 46H125V45H124ZM137 46H138V45H137ZM143 46H145V45L143 44ZM151 46H152V45H151ZM160 46H161V45H160ZM163 46H164V45H163ZM234 46L236 47V45H234ZM256 46H257V45H256ZM256 46H255V47H256ZM1 47H2V46H1ZM19 47H20V46H19ZM32 47H33V46H32ZM77 47H78V46H77ZM80 47H81V46H80ZM86 47H87V46H86ZM97 47H98V46H97ZM104 47H105V46H104ZM104 47H101V48H104ZM170 47H171V46H170ZM173 47H174V46H173ZM208 47H209V46H208ZM215 47H216V46H215ZM222 47H223V46H222ZM247 47H248V46H247ZM257 47H258V46H257ZM27 48H28V47H27ZM83 48H84V47H83ZM101 48H100V49H101ZM111 48H112V47H111ZM115 48H116V47H115ZM120 48H121V47H120ZM122 48H123V47H122ZM134 48H137V47H134ZM146 48H147V46H146ZM149 48H151V47H149ZM149 48H148V49H149ZM163 48H164V47H163ZM178 48H179V47H178ZM184 48L186 49V47H184ZM217 48H218V46H217ZM21 49H23V48H21ZM70 49H71V47H70ZM90 49H91V48H90ZM90 49H89V50H90ZM92 49H93V48H92ZM96 49H97V51H98V48H96ZM100 49H99V50H100ZM112 49H113V48H112ZM123 49H124V48H123ZM138 49H139V48H138ZM182 49H183V47H182ZM182 49H181V50H182ZM220 49H221V48H220ZM241 49H242V48H241ZM108 50H109V49H108ZM117 50H118V49H117ZM127 50H128V49H127ZM135 50H136V49H135ZM145 50H146V49H145ZM163 50H164V49H163ZM163 50H162V52L164 53ZM188 50H189V48H188ZM213 50H214V48H213ZM230 50H231V49H230ZM243 50H244V49H243ZM259 50H260V49H259ZM259 50H258V51H259ZM13 51H14V50H13ZM21 51H22V50H21ZM43 51H44V50H43ZM71 51H72V50H71ZM87 51H88V50H87ZM94 51H95V50H94ZM97 51H96V52H97ZM102 51H103V50H102ZM179 51H180V50H179ZM244 51H245V50H244ZM249 51H250V49H249ZM249 51H248V52H249ZM258 51H257V53H259ZM262 51H263V50H262ZM8 52H9V51H8ZM47 52H48V51H47ZM49 52H51V51H49ZM52 52H53V51H52ZM52 52H51V53H52ZM100 52H101V51H100ZM103 52H104V51H103ZM126 52H127V51H125V53H126ZM148 52H149V51H148ZM174 52H175V51H174ZM226 52H227V51H226ZM1 53H2V52H1ZM30 53H32V52H30ZM82 53H83V52H82ZM91 53H92V52H91ZM94 53H95V52H94ZM107 53H108V52H107ZM118 53H119V52H118ZM125 53H124V54H125ZM130 53H134V52H130ZM139 53H140V52H139ZM141 53H142V52H141ZM143 53H144V52H143ZM158 53H159V52H158ZM181 53H182V52H181ZM217 53H218V52H217ZM217 53H216V54H217ZM6 54H7V53H6ZM54 54H55V53H54ZM63 54H64V53H63ZM109 54H110V53H109ZM119 54H120V53H119ZM135 54H136V53H135ZM137 54H138V53H137ZM149 54H150V53H149ZM175 54H176V53H175ZM208 54L210 55V53H208ZM222 54H223V53H222ZM234 54H235V52H234ZM245 54H246V53H245ZM254 54H255V53H254ZM259 54H260V53H259ZM42 55H43V52H42ZM79 55H80V54H79ZM81 55H82V54H81ZM95 55H96V54H95ZM100 55H102V54H100ZM125 55L128 56V53L125 54ZM125 55H124V57H125ZM192 55H193V54H192ZM229 55H233V54L231 53V54H229ZM229 55H227V56H229ZM248 55H249V54H247V56H248ZM256 55H258V54H256ZM261 55H262V54H261ZM263 55H264V54H263ZM33 56H34V55H33ZM36 56H38V55H36ZM57 56H58V55H57ZM59 56H60V55H59ZM64 56H65V55H64ZM88 56H89V55H88ZM88 56H87V58H88ZM102 56H103V55H102ZM104 56H105V55H104ZM104 56H103V57H104ZM119 56H120V55H119ZM149 56H150V55H149ZM184 56H186V55H184ZM198 56H199V55H198ZM223 56H224V54H223ZM235 56H236V55H235ZM244 56H245V55H244ZM247 56H246V57H247ZM254 56H255V55H253V57H254ZM258 56H259V55H258ZM4 57H5V56H4ZM29 57H30V56H29ZM38 57H39V56H38ZM46 57H47V56H46ZM61 57H62V56H61ZM67 57H68V56H67ZM70 57H71V55H70ZM92 57H93V56H92ZM117 57H118V56H117ZM134 57H135V56H134ZM150 57H151V56H150ZM155 57H156V56H155ZM173 57H174V56H173ZM173 57H172V58H173ZM233 57H234V56H233ZM237 57H238V56H237ZM253 57H252V58H253ZM6 58H7V57H6ZM33 58H34V57H33ZM33 58H31V59H33ZM36 58H37V57H36ZM42 58H43V56H42ZM59 58H60V57H59ZM81 58H82V57H81ZM109 58H110V57H109ZM112 58H113V57H112ZM121 58H122V57H121ZM125 58H126V57H125ZM127 58H128V57H127ZM136 58H137V57H136ZM139 58H140V57H139ZM148 58H149V57H148ZM151 58H152V57H151ZM196 58H197V57H196ZM199 58H200V57H199ZM199 58H197V59H199ZM221 58H222V57H221ZM249 58H251V57H249ZM26 59H27V58H26ZM44 59H45V58H44ZM47 59H48V58H47ZM50 59H51V58H50ZM60 59H61V58H60ZM60 59H59V60H60ZM96 59H97V58H96ZM99 59H100V58H99ZM142 59H143V58H142ZM154 59H155V58H154ZM174 59H175V58H174ZM188 59H189V58H188ZM237 59H238V58H237ZM247 59H248V58H247ZM255 59H256V58H255ZM261 59H262V58H261ZM74 60H75V59H74ZM79 60H80V59H79ZM85 60H86V59H85ZM87 60H88V59H87ZM113 60H114V59H113ZM117 60H118V59H117ZM124 60H125V59H124ZM137 60H138V59H137ZM156 60H158V57H157ZM167 60H168V59H167ZM186 60H187V59H186ZM193 60H196V59L193 58ZM202 60H203V59H202ZM206 60H207V59H206ZM13 61H14V60H13ZM16 61H17V64H18V60H16ZM33 61H34V59H33ZM52 61H53V59H52ZM66 61H67V60H66ZM97 61H98V60H97ZM105 61H106V60H105ZM120 61H121V60H120ZM129 61H130V60H129ZM131 61H132V60H131ZM138 61H139V60H138ZM145 61H146V60H145ZM151 61H152V59H151ZM196 61H197V60H196ZM209 61H210V60H209ZM236 61H237V60H236ZM87 62H88V61H87ZM91 62H92V61H91ZM93 62H94V61H93ZM100 62H101V61H100ZM102 62H103V61H102ZM102 62H101V63H102ZM107 62H108V60H107ZM126 62H127V61H126ZM134 62H135V61H134ZM149 62H150V61H149ZM162 62H163V61H162ZM166 62H167V61H166ZM173 62H174V61H173ZM176 62H177V61H176ZM194 62H195V61H194ZM222 62H223V61H222ZM224 62H225V61H224ZM231 62H233V61H231ZM231 62H229V63L232 64ZM234 62H235V61H234ZM3 63H4V61H3ZM45 63H48V62H45ZM52 63H53V62H52ZM52 63H51V64H52ZM56 63H57V62H56ZM88 63H89V62H88ZM141 63H143V61H142ZM145 63H147V62H145ZM150 63H151V62H150ZM157 63H158V62H157ZM157 63H156V64H157ZM167 63H168V62H167ZM192 63H193V62H192ZM28 64H29V62H28ZM48 64H49V63H48ZM73 64H74V63H73ZM75 64H76V63H75ZM81 64H82V63H81ZM81 64H80V65H81ZM89 64H90V63H89ZM107 64H108V63H107ZM109 64H110V63H109ZM130 64H131V63H130ZM143 64H144V63H143ZM147 64H148V63H147ZM152 64H153V63H152ZM170 64H171V63H170ZM205 64H206V63H205ZM225 64H226V62H225ZM233 64H234V63H233ZM46 65H47V64H46ZM92 65H93V64H92ZM104 65H105V64H104ZM137 65H138V62H137ZM157 65H158V66H156V65H155V66H154V65H150V67L152 68L151 71L154 70V72H156V74H158V75L161 76V77H167V78H168V77H170V76H174V75H175V77H177L176 75L179 74V72H180V71H178L177 67L174 68V67H171V66H169V65H168V66H165L164 64H163V65H162V64H161V65L157 64ZM13 66H14V65H13ZM40 66H42V65H40ZM40 66H39V67H40ZM47 66H48V65H47ZM63 66H64V65H63ZM84 66H85V65H84ZM111 66H112V68H115L113 65H111ZM116 66H117V65H116ZM140 66H141V65H140ZM144 66H145V65H144ZM148 66H149V65H148ZM179 66H180V65H179ZM179 66H178V68H179ZM190 66L193 67V65H190ZM225 66H226V65H225ZM27 67H28V65H27ZM65 67H66V66H65ZM87 67H88V66H87ZM121 67H122V66H121ZM182 67H183V66H182ZM198 67H199V66H198ZM214 67H215V66H214ZM228 67H229V66H228ZM43 68H44V67H43ZM90 68H91V67H90ZM92 68H94V67H92ZM101 68H102V67H101ZM101 68H100V69H101ZM116 68H117V67H116ZM132 68H133V67H132ZM140 68H141V67H140ZM143 68H144V67H143ZM183 68H184V67H183ZM196 68H197V67H196ZM204 68H205V66H204ZM211 68H212V67H211ZM26 69H28V68H26ZM37 69H38V68H37ZM61 69H62V68H61ZM76 69H77V67H76ZM80 69H81V68H80ZM94 69H95V68H94ZM107 69H109V68H107ZM123 69H124V68H123ZM133 69H134V68H133ZM137 69H139V68H137ZM147 69H148V68H147ZM180 69H182V68H180ZM201 69H203V68H201ZM35 70H36V69H35ZM65 70H66V69H65ZM70 70H72V69L70 68ZM70 70L68 69V71H70ZM98 70H99V69H98ZM101 70H102V69H101ZM111 70H113V69H111ZM115 70H116V69H115ZM115 70H114V71H115ZM127 70H128V69H126V71H127ZM131 70H132V69H131ZM134 70H135V69H134ZM143 70H145V69H143ZM192 70H193V69H192ZM263 70H264V69H263ZM29 71H30V70H29ZM29 71H28V72H29ZM50 71H51V70H50ZM53 71H54V69H53ZM57 71H58V69H57ZM62 71H63V70H62ZM77 71H78V69H77ZM99 71H100V70H99ZM99 71H98V73H99ZM124 71H125V70H124ZM126 71H125V72H126ZM132 71H133V70H132ZM132 71H131V72H132ZM136 71H138V70H136ZM147 71H149V70H147ZM195 71H198V70H195ZM195 71H194V72H195ZM200 71H201V70H200ZM221 71H222V70H221ZM40 72H41V71H40ZM55 72H56V71H55ZM58 72H59V71H58ZM72 72H73V71H72ZM78 72H79V71H78ZM80 72H81V71H80ZM122 72H123V70H122ZM127 72H128V71H127ZM140 72H141V71H140ZM181 72H183V70H181ZM23 73H24V72H23ZM31 73H32V72H31ZM42 73H43V72H42ZM46 73H47V72H46ZM51 73H52V72H51ZM51 73H50V74H51ZM102 73H103V72H102ZM107 73H109V72H107ZM110 73H112V75H113V74L116 73V72H114V73H113V72H110ZM123 73H124V72H123ZM123 73H121V75H123ZM136 73H138V72H136ZM145 73H146V72H145ZM145 73H142V74H145ZM150 73H151V72H150ZM76 74H77V72H76ZM78 74H79V73H78ZM153 74H154V73H153ZM186 74H187V73H186ZM201 74H202V73H201ZM44 75H46V74H44ZM89 75H90V74H89ZM98 75H99V74H98ZM102 75H103V74H102ZM115 75H116V74H115ZM115 75H114V76H115ZM121 75H119V76H121ZM148 75H149V74H148ZM150 75H151V74H150ZM192 75H193V74H192ZM209 75H210V74H209ZM214 75H215V74H214ZM32 76H33V74H32ZM32 76H31V77H32ZM35 76H36V75H35ZM63 76H64V75H63ZM67 76H68V75H67ZM94 76H95V75H94ZM94 76H92V78H93ZM107 76H108V75H107ZM109 76H110V75H109ZM116 76H118V75H116ZM116 76H115V77H116ZM202 76H203V75H202ZM210 76H211V75H210ZM96 77H97V76H96ZM110 77H111V76H110ZM122 77H124V78H123V81L125 80V81H127V82H130V83L133 84L134 86H135V85L138 86V85H139L138 83H141V82H142V80H140V79H141V75H140V79H139V75H137V74H135V73H134V74H132V73L130 74V73L128 72V73H125V76H122ZM148 77H149V76H148ZM178 77H179V76H178ZM182 77H186V76H182ZM188 77H190V76H188ZM220 77H221V76H220ZM220 77H219V78H220ZM40 78H41V77H40ZM52 78H53V77H52ZM205 78H206V77H205ZM208 78H209V77H208ZM231 78H232V77H231ZM36 79H37V78H36ZM67 79H68V78H67ZM115 79H116V78H115ZM121 79H122V78H121ZM142 79H143V78H142ZM148 79H149V78H148ZM157 79H158V78H157ZM180 79H181V78H180ZM186 79L188 80V78H186ZM233 79H234V78H233ZM236 79H237V78H236ZM0 80H1V79H0ZM70 80H71V79H70ZM72 80H73V79H72ZM145 80H146V79H145ZM237 80H238V79H237ZM104 81H105V80H104ZM107 81H108V80H107ZM143 81H144V80H143ZM169 81H170V79H169ZM171 81H172V80H171ZM173 81H174V80H173ZM177 81L179 82V79H177ZM195 81H196V79H195ZM248 81H249V80H248ZM52 82H54V81H52ZM62 82H63V81H62ZM174 82H175V81H174ZM180 82H183V81H180ZM188 82H189V81H188ZM197 82H198V81H197ZM199 82H200V81H199ZM199 82H198V83H199ZM209 82H210V81H209ZM209 82H208V84H209ZM234 82H236V81H234ZM14 83H15V82H14ZM36 83L38 84L39 82H36ZM49 83H50V82H49ZM54 83H55V82H54ZM64 83L66 84V81H65ZM100 83H101V82H100ZM118 83H119V82H118ZM122 83H123V82H122ZM144 83H145V82H143V84H144ZM175 83H176V82H175ZM203 83H204V81H203ZM40 84H41V83H40ZM47 84H48V83H47ZM52 84H53V83H52ZM71 84H72V83H71ZM73 84H74V83H73ZM78 84H79V83H77V85H78ZM81 84H82V83H81ZM85 84H86V83H85ZM95 84H97V83H95ZM98 84H99V83H98ZM131 84H130V85H131ZM153 84H154V83H153ZM153 84H152V85H153ZM167 84H168V83H167ZM169 84H170V83H169ZM172 84L174 85V83H172ZM210 84H211V83H210ZM35 85H36V84H35ZM62 85H63V83H62ZM88 85H89V84H88ZM115 85H116V84H115ZM122 85H123V84H122ZM126 85H127V84H126ZM155 85H156V84H155ZM18 86H19V85H18ZM18 86H17V87H18ZM44 86H45V85H44ZM44 86H43L42 88H44ZM47 86H49V85H46V87H47ZM57 86H58V85H57ZM63 86H64V85H63ZM101 86H102V85H101ZM124 86H125V84H124ZM131 86H132V85H131ZM131 86H130V88H131ZM143 86H145V85H143ZM186 86H187V85H186ZM190 86H191V85H190ZM197 86H198V85H197ZM233 86H234V85H233ZM30 87H31V85H30ZM51 87H52V86H51ZM55 87H56V86H55ZM70 87H71V85H70ZM76 87H77V86H76ZM78 87H79V86H78ZM94 87H95V86H94ZM98 87H99V86H98ZM115 87H116V86H115ZM120 87H121V86H120ZM128 87H129V86H128ZM138 87H139V86H138ZM138 87H136V88H138ZM140 87H141V86H140ZM200 87H201V85H200ZM18 88H19V87H18ZM39 88H40V86H39ZM72 88H73V87H72ZM95 88H96V87H95ZM100 88H101V87H100ZM111 88H112V87H111ZM141 88H142V87H141ZM146 88H147V86H146ZM194 88H195V87H194ZM205 88H206V87H205ZM212 88H214V87H212ZM31 89H32V88H31ZM50 89H52V88H50ZM81 89H82V88H81ZM87 89H89V88L87 87ZM114 89H115V88H114ZM131 89H133V88H131ZM143 89H144V88H143ZM143 89H142V90H143ZM147 89H148V88H147ZM192 89H193V87H192ZM201 89H202V88H201ZM214 89H215V88H214ZM32 90H33V89H32ZM37 90H38V89H37ZM64 90H65V89H64ZM83 90H84V88H83ZM102 90H103V89H102ZM102 90H101V91H102ZM199 90H200V89H199ZM217 90H218V89H217ZM60 91H61V90H60ZM65 91H66V90H65ZM80 91H81V90H80ZM96 91H97V90H96ZM101 91H100V92H101ZM109 91H110V90H109ZM119 91H121V90H119ZM197 91H198V90H197ZM15 92H16V90H15ZM23 92H24V90H23ZM57 92H58V90H57ZM69 92L71 93L72 91H69ZM100 92H99V93H100ZM199 92H200V91H199ZM204 92H205V91H204ZM207 92H208V91H207ZM11 93H12V92H11ZM34 93H35V92H34ZM43 93H44V92H43ZM112 93H113V92H112ZM142 93H143V92H142ZM193 93H194V92H193ZM224 93H225V92H224ZM227 93H228V92H227ZM15 94H16V93H15ZM29 94H30V96H31V93H29ZM64 94H65V93H64ZM120 94H121V93H120ZM127 94H128V93H127ZM190 94H191V93H190ZM66 95H67V94H66ZM73 95H74V94H73ZM104 95H105V94H104ZM121 95H122V94H121ZM130 95H131V94H130ZM132 95H133V93H132ZM229 95H230V94L227 95L226 93H225V94H223V93H218V94H217V93H216L217 102H220L221 100H225V101H226V99L228 98ZM34 96H35V94H34ZM61 96H62V95H61ZM70 96H71V95H70ZM74 96H76V95H74ZM81 96H82V95H81ZM86 96H87V95H86ZM134 96H135V95H134ZM36 97H37V96H36ZM38 97H39V96H38ZM67 97H68V96H67ZM88 97H89V96H88ZM120 97H121V96H120ZM122 97H123V96H122ZM128 97H129V96H128ZM135 97H136V96H135ZM202 97H203V96H202ZM208 97H209V96H208ZM234 97H235V96H234ZM14 98H16V97H14ZM62 98H63V97H61V100H62ZM91 98H94V97H91ZM96 98H97V97H96ZM106 98H107V97H106ZM106 98H105V99H106ZM185 98H186V97H185ZM16 99H17V98H16ZM55 99H56V98H55ZM94 99H95V98H94ZM110 99H111V98H110ZM130 99H131V98H130ZM168 99H169V98H168ZM186 99H187V98H186ZM189 99H190V98H189ZM14 100H15V99H14ZM112 100H113V99H112ZM114 100H115V99H114ZM123 100H125V99H123ZM170 100H171V99H170ZM176 100H178V99H176ZM25 101H26V100H25ZM28 101H29V100H28ZM66 101H67V100H66ZM81 101H82V100H81ZM107 101H109V100L107 99ZM193 101H194V100H193ZM229 101H230V100H229ZM18 102H19V101H18ZM70 102H71V101H70ZM89 102H90V101H89ZM120 102H121V101H120ZM122 102H123V101H122ZM171 102H172V101H171ZM190 102H191V101L189 100V103H190ZM197 102H198V101H197ZM208 102H209V101H208ZM210 102H211V101H210ZM28 103H29V102H28ZM30 103H31V102H30ZM30 103H29V104H30ZM37 103H38V102H37ZM59 103H60V102H59ZM80 103H81V102H80ZM80 103H79V104H80ZM107 103H108V102H107ZM110 103H111V102H110ZM116 103H117V102H116ZM124 103H125V102H124ZM131 103H132V102H131ZM133 103H134V102H133ZM206 103H207V102H206ZM211 103H212V102H211ZM224 103H225V102H224ZM224 103H223V104H224ZM14 104H16V103L14 102ZM50 104H51V103H50ZM61 104H62V102H61ZM72 104H73V103H72ZM85 104H86V103H85ZM88 104H89V103H88ZM121 104H122V103H121ZM168 104H169V103H168ZM177 104H178V102H177ZM177 104H176V105H177ZM197 104H198V103H197ZM213 104H214V102H213ZM43 105H44V104H43ZM170 105H171V103H170ZM174 105H175V104H174ZM179 105H180V104H179ZM190 105H191V104H190ZM199 105H200V103H199ZM201 105H202V104H201ZM201 105H200V106H201ZM207 105H208V104H207ZM209 105H210V104H209ZM211 105H212V104H211ZM217 105H219V104L217 103ZM232 105H233V104H232ZM232 105H229V106L232 107ZM246 105H247V104H246ZM71 106H72V105H71ZM74 106H75V105H74ZM78 106H80V105H78ZM92 106H93V105H92ZM115 106H116V105H115ZM144 106H145V105H144ZM154 106H155V105H154ZM180 106H181V105H180ZM192 106H193V105H192ZM220 106H221V105H220ZM229 106H228V107H229ZM17 107H18V106H17ZM55 107H57V106H55ZM64 107H65V106H64ZM93 107H94V106H93ZM93 107H92V108H93ZM99 107H100V106H99ZM105 107H106V106H105ZM129 107H130V106H129ZM170 107H171V106H170ZM190 107H191V106H190ZM190 107H189V108H190ZM198 107H199V106H198ZM30 108H31V107H30ZM38 108H39V107H38ZM44 108L47 109L46 106H45ZM59 108H60V107H59ZM69 108H70V107H69ZM83 108H84V107H83ZM119 108H120V107H119ZM160 108H161V107H160ZM192 108H193V107H192ZM192 108H191V109H192ZM205 108H206V106H205ZM212 108H213V107H212ZM225 108H226V106H225ZM246 108H247V107H246ZM49 109H51V108H49ZM53 109H54V108H53ZM56 109H57V108H56ZM72 109H73V108H72ZM75 109H76V108H75ZM96 109H97V108H96ZM104 109H105V108H104ZM146 109H148V108H146ZM158 109H159V108H158ZM171 109H172V108H171ZM194 109H195V108H194ZM220 109H221V108H220ZM226 109H227V108H226ZM236 109H237V108H236ZM36 110H37V109H36ZM40 110H41V109H40ZM70 110H71V108H70ZM76 110H77V109H76ZM150 110H151V109H150ZM153 110H156V109H153ZM168 110H169V109H168ZM177 110H178V109H177ZM205 110H206V109H205ZM230 110H231V109H230ZM246 110H247V109H246ZM248 110H249V109H248ZM251 110H252V109H251ZM46 111H47V110H46ZM58 111H59V109H58ZM146 111H147V110H146ZM173 111H174V109H173ZM200 111H201V110H200ZM208 111H209V110H208ZM211 111H212V109H211ZM228 111H229V110H228ZM231 111H232V110H231ZM234 111H235V110H234ZM256 111H257V110H256ZM48 112H49V111H48ZM142 112H143V111H142ZM154 112H155V111H154ZM160 112H161V111H160ZM201 112H202V111H201ZM206 112H207V111H206ZM214 112H215V111H214ZM111 113H112V112H111ZM118 113H119V112H118ZM151 113H152V112H151ZM161 113H163V112H161ZM207 113H208V112H207ZM242 113H243V111H242ZM245 113H246V111H245ZM248 113H249V112H248ZM250 113H251V112H250ZM250 113H249V114H250ZM253 113H254V112H253ZM253 113H252V114H253ZM48 114H49V113H48ZM57 114H58V113H57ZM69 114H70V111H69ZM69 114H66V115H69ZM85 114H87V113H85ZM107 114H108V113H107ZM109 114H110V113H109ZM120 114H121V112H120ZM122 114H123V113H122ZM133 114H134V113H133ZM133 114H132V115H133ZM170 114H171V113H170ZM180 114H182V113H180ZM209 114H210V113H209ZM212 114H213V113H212ZM219 114H220V113H219ZM222 114H223V113H222ZM70 115H71V114H70ZM87 115H89V113H88ZM114 115L116 116V114H113V116H114ZM132 115H130V116H132ZM228 115H229V114H228ZM228 115H227V116H228ZM231 115H234V114H231ZM239 115H240V113H239ZM76 116H77V115H76ZM84 116H85V115H84ZM138 116H139V115H138ZM144 116H145V115H144ZM196 116L198 117L199 115H196ZM209 116H210V115H209ZM249 116H251V115H249ZM56 117H57V116H56ZM69 117H70V116H69ZM72 117H73V115H72ZM72 117H71V118H72ZM88 117H89V116H88ZM88 117H87V118H88ZM96 117H97V116H96ZM96 117H95V118H96ZM104 117H105V116H104ZM125 117H126V116H125ZM189 117H190V115H189ZM219 117H220V116H219ZM224 117H226V116H224ZM254 117L257 118V113H256V116H254ZM254 117H253V118H254ZM10 118H11V117H10ZM58 118H59V117H58ZM62 118H64V117H62ZM90 118H91V117H89V119H90ZM93 118H94V115H93ZM115 118H117V117H115ZM164 118H165V117H164ZM182 118H183V117H182ZM201 118H202V117H201ZM232 118H233V117H232ZM251 118H252V117H251ZM65 119H66V118H65ZM75 119H76V118H75ZM80 119H81V118H80ZM82 119H83V118H82ZM85 119H86V118H85ZM97 119L99 120L100 118L98 117V118H96V120H97ZM101 119H102V117H101ZM103 119H104V118H103ZM111 119H114V118H111ZM123 119H124V118H123ZM154 119H155V118H154ZM157 119H158V118H157ZM162 119H163V118H162ZM221 119H222V118H221ZM236 119H237V118L235 117V120H236ZM246 119H247V118H246ZM258 119H259V118H258ZM262 119H263V118H262ZM71 120H72V119H69V121H71ZM76 120H79V119H76ZM90 120H91V119H90ZM104 120H106V119H104ZM115 120H116V119H115ZM121 120H122V119H121ZM172 120H173V119H172ZM186 120H187V119H186ZM186 120H185V121H186ZM188 120H189V119H188ZM242 120H243V119H242ZM252 120H253V119H252ZM10 121H11V119H10ZM61 121H62V119H60V122H61ZM83 121H84V120H83ZM94 121H95V120H94ZM125 121H126V120H125ZM162 121L165 123L164 120H162ZM189 121H190V120H189ZM195 121H196V120H195ZM214 121H215V120H214ZM216 121H217V119H216ZM229 121H230V120H229ZM231 121H232V120H231ZM255 121H257V120H255ZM60 122H59V123H60ZM66 122H67V121H66ZM78 122H79V121H78ZM105 122H106V121H105ZM119 122H121V121H119ZM126 122H128V121H126ZM157 122H158V120H157ZM163 122H162V123H163ZM198 122H199V121H198ZM225 122H227V121H225ZM250 122H251V121H250ZM252 122H253V121H252ZM260 122H261V121H260ZM262 122H263V121H262ZM97 123H98V122H97ZM107 123H108V122H107ZM111 123H112V122H111ZM130 123H131V122H130ZM147 123H148V122H147ZM202 123H203V122H202ZM214 123H215V122H214ZM236 123H237V122H236ZM258 123H259V122H258ZM57 124H58V121H57ZM64 124H65V123H64ZM68 124H69V123H68ZM71 124H72V122H71ZM71 124H70V125H71ZM75 124H76V122H75ZM79 124H80V123H79ZM104 124H105V123H104ZM113 124H114V123H113ZM121 124H123V123H121ZM152 124H153V122H152ZM157 124H158V123H157ZM176 124H177V122H176ZM179 124H180V123H179ZM182 124H183V123H182ZM106 125H107V124H106ZM128 125H130V127H131V124H128ZM128 125H127V126H128ZM132 125H133V123H132ZM170 125H172V124H170ZM185 125H186V124H185ZM190 125H191V124H190ZM229 125H230V124H229ZM229 125H228V126H229ZM256 125H257V124H256ZM256 125H254L253 127H255ZM258 125L260 126V124H258ZM262 125H263V124H262ZM262 125H261V126H262ZM58 126H59V125H58ZM76 126H77V125H76ZM80 126H81V125H80ZM92 126H93V125H92ZM100 126H101V125H100ZM113 126H114V125H113ZM151 126H152V125H151ZM216 126L219 127V125H216ZM221 126H223V125H221ZM103 127H104V126H103ZM105 127H106V126H105ZM133 127H134V126H133ZM133 127H132V128H133ZM148 127H149V126H148ZM168 127H169V126H168ZM214 127H215V126H214ZM218 127H215V128H217V129L219 130V132H220V128H221V127H220V128H218ZM224 127H225V126H223V128H224ZM226 127H227V124H226ZM232 127H233V125H231V127H228V128H227V131H228V129H229V130H232ZM257 127H258V126H257ZM95 128H96V125H95ZM95 128H94V129H95ZM106 128H107V127H106ZM128 128H129V126H128ZM137 128H138V127H137ZM137 128H136V129H137ZM169 128H170V127H169ZM233 128H234L235 131H236V128H235V127H233ZM247 128H248V127H247ZM262 128H263V127H262ZM88 129H89V128H88ZM92 129H93V128H92ZM100 129H101V128H100ZM116 129H117V128H116ZM136 129H135V130H136ZM144 129H145V128H144ZM149 129H150V128H149ZM221 129H222V128H221ZM238 129H239V128H238ZM245 129H246V128H245ZM97 130H98V129H97ZM130 130H131V129H130ZM137 130H138V129H137ZM183 130H184V129H183ZM218 130H217V131H218ZM249 130H251V129H249ZM253 130H254V129H253ZM8 131H9V130H8ZM77 131H78V130H77ZM84 131H85V130H84ZM159 131H161V130L159 129ZM175 131H176V130H175ZM175 131H173L174 134H175ZM193 131H194V130H193ZM201 131H202V130H201ZM213 131H214V130H213ZM223 131H224V133L226 132L225 129H224V130H221V132H223ZM232 131H233V130H232ZM235 131H234V132H235ZM251 131H252V130H251ZM135 132H136V131H135ZM166 132H167V130H166ZM198 132H200V131H198ZM204 132H208V131H204ZM230 132H231V131H230ZM234 132H231V133H234ZM245 132H248V131H245ZM2 133H3V131H2ZM5 133H6V132H5ZM9 133H11V132H9ZM91 133H94V132H91ZM106 133H107V132H106ZM167 133H168V132H167ZM201 133H202V132H201ZM224 133H223V134H224ZM227 133H229V131H228ZM236 133H238V132H236ZM95 134H97V133H95ZM131 134H132V132H131ZM147 134H148V133H147ZM183 134H184V133H183ZM213 134H214V133H213ZM249 134H250V133H249ZM252 134H253V133H252ZM252 134H251V135H252ZM106 135H107V134H106ZM137 135H138V134H137ZM171 135H172V134H171ZM189 135H190V134H189ZM198 135H199V134H198ZM207 135H208V134H207ZM229 135H230V134H229ZM145 136H146V134H145ZM154 136H155V135H154ZM159 136H160V135H159ZM172 136H173V135H172ZM187 136H188V135H187ZM238 136H239V135H238ZM255 136H256V135H255ZM7 137H8V136H7ZM11 137H12V135H11ZM13 137H14V136H13ZM84 137H85V136H84ZM90 137H91V136H90ZM147 137H148V136H146V138H147ZM210 137H211V136H210ZM213 137H214V136H213ZM216 137H218V136L216 135ZM226 137H227V136H226ZM232 137H233V136H232ZM235 137H236V136H235ZM248 137H250V135H248ZM259 137H260V136H259ZM1 138H2V137H1ZM1 138H0V139H1ZM65 138H66V137H65ZM71 138H72V137H71ZM74 138H75V137H74ZM77 138H78V137H77ZM79 138H80V137H79ZM79 138H78V139H79ZM81 138H82V137H81ZM140 138H142V137L140 136ZM140 138H139V139H140ZM146 138H145V139H146ZM172 138H173V137H172ZM176 138H177V137H176ZM201 138H202V136H201ZM208 138H209V137H207V139H208ZM237 138H238V137H237ZM245 138H246V137H244V139H245ZM260 138H261V137H260ZM86 139H87V138H86ZM88 139H89V138H88ZM114 139H115V138H114ZM116 139H117V138H116ZM137 139H138V138H137ZM149 139H150V137H149ZM161 139H162V138H161ZM194 139H195V137H194ZM211 139H212V138H211ZM215 139H216V138H215ZM217 139H218V138H217ZM221 139H222V137H221ZM247 139H249V140L251 139V140L253 141L252 138H247ZM258 139H259V138H258ZM4 140H6V138L3 139V141H4ZM7 140H8V139H7ZM90 140H91V139H90ZM107 140H108V139H107ZM163 140H164V138H163ZM167 140H168V139H167ZM191 140H192V139H191ZM230 140H231V139H230ZM233 140H234V139H233ZM236 140H237V139H236ZM1 141H2V140H1ZM15 141H16V140H15ZM47 141H48V140H47ZM85 141H86V140H85ZM93 141H94V140H93ZM93 141H91V143H92ZM104 141H105V140H104ZM117 141H118V140H117ZM146 141H147V140H146ZM146 141H145V143H146ZM149 141H150V140H149ZM151 141H152V140H151ZM151 141H150V142H151ZM155 141H156V140H155ZM157 141H158V140H157ZM231 141H232V140H231ZM7 142H9V141H7ZM94 142H95V141H94ZM101 142H102V141H101ZM120 142H122V141H120ZM125 142H126V141H125ZM136 142H137V141H136ZM187 142H188V141H187ZM239 142H240V141H239ZM257 142H258V141H257ZM10 143H11V142H10ZM96 143H97V142H96ZM147 143H149V142H147ZM153 143H154V142H153ZM157 143H158V142H157ZM179 143H180V142H179ZM203 143H204V142H203ZM217 143H218V142H217ZM228 143H229V142H228ZM228 143H227V144H228ZM250 143H251V142H250ZM252 143H253V142H252ZM101 144H102V143H101ZM106 144H107V143H106ZM137 144H138V143H137ZM151 144H152V143H151ZM155 144H156V142H155ZM186 144H187V143H186ZM189 144H190V143H189ZM214 144H216V143H214ZM242 144H243V143H242ZM245 144H247V143H245ZM19 145H20V144H19ZM91 145H92V144H91ZM122 145H123V144H122ZM160 145H161V144H160ZM160 145H159V146H160ZM169 145H170V144H169ZM248 145H249V144H248ZM30 146H32V145H30ZM39 146H40V145H39ZM88 146H89V145H88ZM88 146H87V147H88ZM96 146H97V145H96ZM118 146H119V145H118ZM143 146H144V145H143ZM149 146H150V145H148L147 148H149ZM159 146H158V147H159ZM163 146H164V145H163ZM163 146H162V147H163ZM166 146H168V145H166ZM174 146H175V145H174ZM178 146H179V145H178ZM180 146H181V145H180ZM182 146H183V145H182ZM187 146H188V145H187ZM202 146H203V145H202ZM213 146H214V145H213ZM219 146H220V147L223 146L222 143H221V145L219 144ZM219 146H218V147H219ZM246 146H247V145H246ZM40 147H41V146H40ZM47 147H48V146H47ZM97 147H98V146H97ZM101 147H102V146H101ZM110 147L113 148L112 146H110ZM175 147L177 148V146H175ZM183 147H184V146H183ZM185 147H186V146H185ZM191 147H192V146H191ZM211 147H212V146H211ZM214 147H215V146H214ZM235 147H236V146H235ZM249 147H250V146H249ZM85 148H86V147H85ZM88 148H89V147H88ZM107 148H109V146H108ZM151 148H152V147H151ZM153 148H154V147H153ZM166 148H167V147H166ZM199 148H200V147H199ZM212 148H213V147H212ZM224 148H225V147H224ZM224 148H223V149H224ZM230 148H231V147H230ZM230 148H228V149H230ZM233 148H234V147H233ZM250 148H252V147H250ZM75 149H76V148H75ZM99 149H100V147H99ZM99 149H98V150H95V151H98V152H99ZM109 149H110V148H109ZM113 149H114V148H113ZM122 149H123V148H122ZM124 149H125V148H124ZM137 149L139 150V152H142L141 150H143L142 147H138ZM170 149H171V148H170ZM170 149H169V151H171ZM192 149H194V148H192ZM210 149H211V148H210ZM210 149H209V150H210ZM214 149H215V148H214ZM226 149H227V148H226ZM226 149H225V150H226ZM248 149H249V148H248ZM252 149H253V148H252ZM30 150H31V149H30ZM41 150H42V149H41ZM43 150L45 151V149H43ZM63 150H64V149H63ZM83 150H84V149H83ZM101 150H102V149H101ZM110 150H111V149H110ZM110 150H109V151H110ZM116 150H117V149H116ZM127 150H128V149H127ZM195 150H196V149H195ZM39 151H40V149H39ZM47 151H48V150H47ZM56 151H57V150H56ZM70 151H71V150H70ZM79 151H80V149H79ZM79 151H78V152H79ZM93 151H94V150H93ZM93 151H92V154L94 153ZM105 151H106V150H105ZM123 151H124V150H123ZM129 151H130V150H129ZM148 151H150V150H148ZM165 151H166V150H165ZM219 151H220V150H219ZM236 151H237V150H236ZM238 151H239V150H238ZM242 151H243V150H241V152H242ZM32 152H33V151H32ZM41 152H43V151H41ZM49 152H50V151H48V153H49ZM110 152H111V151H110ZM135 152H136V150H135ZM139 152H138V155H139ZM173 152H175V151H173ZM186 152H187V151H186ZM188 152H189V151H188ZM214 152H216V151H214ZM239 152H240V151H239ZM253 152H255V151H253ZM51 153H52V152H51ZM67 153H69V152L67 151ZM89 153H90V152H89ZM113 153H117V152H113ZM118 153H119V152H118ZM132 153H134V151H133ZM132 153H131V154H132ZM142 153H143V152H142ZM148 153H149V152H148ZM156 153H157V152H156ZM216 153H217V152H216ZM220 153H221V152H220ZM250 153H251V152H250ZM24 154H25V152H24ZM44 154H45V152H44ZM61 154H62V153H61ZM71 154H72V152H71ZM79 154H80V152H79ZM81 154H82V153H81ZM86 154H87V153H86ZM94 154H95V153H94ZM96 154H98V153H96ZM99 154H100V153H99ZM128 154H129V153H128ZM131 154H130V155H131ZM149 154H150V153H149ZM153 154H155V150H154V153H153ZM171 154H172V153H171ZM173 154H174V153H173ZM235 154H236V153H235ZM243 154H244V153H243ZM29 155H30V154H29ZM32 155H35V153L32 154ZM38 155H39V153H38ZM40 155H41V154H40ZM42 155H43V154H42ZM72 155H73V154H72ZM77 155H78V154H77ZM89 155H90V154H89ZM102 155H103V154H102ZM158 155H159V154H158ZM210 155H211V154H210ZM20 156H22V155H20ZM25 156L27 157V155H25ZM94 156H95V155H94ZM100 156H101V155H100ZM106 156H107V155H106ZM109 156H110V155H109ZM132 156H133V154H132ZM135 156H136V155H135ZM144 156H145V155H144ZM163 156H164V155H163ZM163 156H162V157H163ZM171 156H172V155H171ZM196 156H197V155H196ZM196 156H195V157H196ZM223 156H224V155H223ZM225 156H226V155H225ZM237 156H238V155H237ZM30 157H31V156H30ZM30 157H29V158H30ZM33 157H34V156H33ZM47 157H48V155H47ZM70 157H71V156H70ZM78 157H81V156H78ZM103 157H104V156H103ZM112 157H113V156H112ZM126 157H127V156H126ZM140 157H141V156H140ZM151 157H152V156H151ZM173 157H174V156H173ZM178 157H179V156H178ZM188 157H189V156H188ZM207 157H208V156H207ZM219 157H220V155H219ZM49 158H50V157H49ZM63 158H64V157H63ZM65 158H66V157H65ZM120 158H121V157H120ZM120 158H119V159H120ZM138 158H139V156H138ZM154 158L156 159V157H154ZM179 158H180V157H179ZM182 158H183V157H182ZM197 158H198V157H196V159H197ZM210 158H211V157H210ZM93 159H94V158H93ZM117 159H118V158H117ZM119 159H118V160H119ZM163 159H164V158H163ZM185 159H186V157H185ZM185 159H183V160H185ZM62 160H63V159H62ZM74 160H75V159H74ZM86 160H87V159H86ZM86 160H85V161H86ZM96 160H97V159H96ZM98 160H99V159H98ZM112 160H113V159H112ZM112 160L110 161V164H111ZM149 160H150V159H149ZM187 160H188V159H187ZM212 160H214V159H212ZM225 160H226V159H225ZM228 160H231V159H228ZM228 160H227V161H228ZM33 161H34V160H33ZM41 161H42V160H41ZM76 161H77V160H76ZM80 161H81V160H80ZM83 161H84V160H83ZM99 161H100V160H99ZM114 161H115V160H114ZM133 161H134V160H133ZM154 161H156V160H154ZM159 161H161V160H159ZM164 161H165V160H164ZM36 162H37V160H36ZM36 162H35V163H36ZM89 162H90V161H89ZM102 162H103V161H102ZM116 162H118V161L116 160ZM119 162H120V161H119ZM127 162H128V161H127ZM139 162H141V161H139ZM165 162H166V161H165ZM198 162H199V161H198ZM244 162H245V161H244ZM60 163H61V162H60ZM79 163H80V162H79ZM91 163H92V162H91ZM94 163H95V162H94ZM128 163H129V162H128ZM133 163H134V162H133ZM189 163H190V162H189ZM213 163H214V162H213ZM216 163H217V162H216ZM229 163H230V162H229ZM49 164H50V163H49ZM58 164H59V163H58ZM67 164H68V163H67ZM69 164H70V163H69ZM75 164H76V163H75ZM75 164H74V166H75ZM97 164H98V162H97ZM107 164H108V163H107ZM114 164H115V163H114ZM161 164H162V163H161ZM191 164H192V163H191ZM214 164H215V163H214ZM220 164H221V163H220ZM227 164H228V163H227ZM63 165H64V164L62 163V166H63ZM85 165H86V164H85ZM123 165H124V164H123ZM132 165H133V164H132ZM158 165H159V164H158ZM212 165H213V164H212ZM244 165H245V164H244ZM60 166H61V165H60ZM60 166H59V168H60ZM77 166H78V165H77ZM130 166H131V165H130ZM138 166H139V165H138ZM172 166H173V165H172ZM172 166H171V167H172ZM179 166H180V165H179ZM193 166H194V165H193ZM199 166H200V165H199ZM207 166H208V165H207ZM231 166H232V165H231ZM65 167H66V166H65ZM65 167H64V168H65ZM100 167H101V166H100ZM195 167H196V166H195ZM211 167H212V166H211ZM214 167H215V166H214ZM214 167H213V168H214ZM108 168H109V167H108ZM186 168H187V167H186ZM197 168H198V167H197ZM216 168H217V167H216ZM229 168H230V167H229ZM82 169H83V168H82ZM112 169H114V168H112ZM116 169H117V168H116ZM125 169H126V168H125ZM162 169H163V168H162ZM166 169H168V168H166ZM182 169H183V168H182ZM194 169H195V168H194ZM201 169H202V167H201ZM241 169H242V168H241ZM74 170H75V169H74ZM78 170H80V168H79ZM106 170H107V169H106ZM109 170H110V169H109ZM171 170H172V169H171ZM180 170H181V169H180ZM183 170H184V169H183ZM204 170H205V169H204ZM222 170H224V169H222ZM225 170H226V169H225ZM232 170H233V169H232ZM242 170H243V169H242ZM172 171H173V170H172ZM226 171L229 172V170H226ZM79 172H80V171H79ZM202 172H203V171H202ZM228 172H227V173H228ZM240 172H241V171H240ZM243 172H244V171H243ZM248 172H249V171H248ZM250 172H251V171H250ZM183 173H184V172H183ZM190 173H191V172H190ZM241 173H242V172H241ZM1 175H2V174H1ZM76 175H77V174H76ZM223 175H224V174H223ZM185 176H186V174H185ZM197 176H198V175H197ZM14 177H15V176H14ZM247 177H248V176H247ZM249 177L251 178V176H249ZM259 177H260V176H259ZM240 178H241V177H240ZM250 178H249V179H250ZM157 179H158V178H157ZM224 179H225V178H224ZM237 179H238V178H237ZM253 179H254V178H253ZM256 179H257V178H256ZM109 180H110V179H109ZM113 180H114V179H113ZM152 180H153V179H152ZM155 180H156V179H155ZM185 180H186V179H185ZM235 180H236V179H235ZM235 180H234V181H235ZM117 181H118V180H117ZM147 181H148V180H147ZM153 181H154V180H153ZM159 181H160V180H159ZM161 181H163V180L161 179ZM176 181H177V180H176ZM200 181H201V180H200ZM211 181H212V180H211ZM222 181H224V180H222ZM225 181H227V179H225ZM231 181H232V180H231ZM231 181H230V182H231ZM88 182H89V181H88ZM108 182H109V181H108ZM134 182H135V181H134ZM137 182H138V181H137ZM140 182H141V181H140ZM203 182H204V181H203ZM207 182H208V181H207ZM207 182H206V183H207ZM228 182H229V181H228ZM259 182H260V181L258 180V184H259ZM76 183H77V182H76ZM130 183H131V182H130ZM144 183H146V182H144ZM149 183H150V182H149ZM149 183H148V184H149ZM153 183H156V181L153 182ZM209 183H210V182H209ZM219 183H220V182H219ZM219 183H218V184H219ZM222 183H223V182H222ZM222 183H221V184H222ZM234 183H235V182H234ZM236 183H237V182H236ZM246 183H247V182H246ZM249 183H250V181H249ZM10 184H11V183H10ZM133 184H135V183H133ZM140 184L144 185L142 182H141ZM140 184H138V185H140ZM170 184H171V183H170ZM212 184H213V183L211 182V185H212ZM225 184H227V182H226ZM238 184H239V183H238ZM253 184H255V183H253ZM256 184H257V182H256ZM258 184H257V185H258ZM11 185H12V184H11ZM72 185H73V184H72ZM88 185H90V184L88 183ZM154 185H155V184H154ZM165 185H166V183H165ZM175 185H176V184H175ZM213 185H214V184H213ZM229 185H230V184H229ZM4 186H5V185H4ZM51 186H52V185H51ZM58 186H60V185H58ZM64 186H65V185H64ZM70 186H71V185H70ZM149 186H150V185H149ZM160 186H162V185H160ZM177 186H178V185H177ZM203 186H204V185H203ZM203 186H202V187H203ZM207 186H208V185H207ZM219 186H220V184H219ZM225 186H226V185H225ZM240 186H242V185H240ZM244 186H245V185H244ZM251 186H252V185H251ZM49 187H50V186H49ZM60 187H61V186H60ZM62 187H63V186H62ZM66 187H67V185H66ZM66 187H65V188H66ZM68 187H69V186H68ZM72 187H73V186H72ZM76 187H78V186H76ZM134 187H135V186H134ZM146 187H148V186H146ZM152 187H153V186H152ZM155 187H156V186H155ZM171 187H174V186H171ZM192 187H193V186H192ZM220 187H221V186H220ZM227 187H228V184H227ZM255 187H256V186H255ZM57 188H59V187H57ZM78 188H79V187H78ZM87 188H88V187H87ZM87 188H86V189H87ZM150 188H151V187H150ZM150 188H149V189H150ZM156 188H157V187H156ZM165 188H166V187H165ZM188 188H189V187H188ZM203 188H204V187H203ZM228 188H229V187H228ZM236 188H237V186H236ZM236 188H235V189H236ZM258 188H259V187H258ZM48 189H49V188H48ZM51 189H52V188H51ZM63 189H64V188H62V191H63ZM73 189H74V188H73ZM88 189H89V188H88ZM144 189H146V188L144 187ZM157 189H158V188H157ZM167 189H168V188H167ZM167 189H166V190H167ZM201 189H202V188H201ZM205 189L207 190V188H205ZM254 189H255V188H254ZM54 190H55V189H53V192H54ZM173 190H174V189H173ZM186 190H187V188H186ZM197 190H198V189H197ZM197 190H196V191H197ZM199 190H200V189H199ZM206 190H205V191H206ZM226 190H227V188H226ZM231 190H232V189H231ZM243 190H244V188H243ZM6 191H7V190H6ZM11 191H12V190H11ZM48 191H49V190H48ZM77 191H78V190H77ZM82 191H83V190H82ZM141 191H142V190H141ZM160 191H161V190H160ZM190 191H191V190H190ZM190 191H188V192H190ZM210 191H211V189H210ZM215 191H216V190H214V192H215ZM218 191H219V188H218ZM228 191H229V190H228ZM250 191H251V190H250ZM256 191H257V190H256ZM19 192H20V191H19ZM49 192H50V191H49ZM53 192H52V193H53ZM60 192H61V190H60ZM63 192H64V191H63ZM67 192H68V191H67ZM67 192H65V193H67ZM71 192H72V191H71ZM142 192H143V191H142ZM152 192L154 193V191H152ZM184 192H185V191H184ZM223 192H224V191H223ZM241 192H247V191H241ZM35 193H36V192H35ZM55 193H56V192H55ZM127 193H128V192H127ZM161 193H162V192H161ZM166 193H167V192H166ZM172 193H173V191H172ZM195 193H197V192H195ZM204 193H205V192H204ZM217 193H218V192H217ZM249 193H250V192H249ZM0 194H1V193H0ZM18 194H19V193H18ZM58 194H59V193L57 192V194H55V195H58ZM71 194H73V193H71ZM125 194H126V193H125ZM144 194H145V193H144ZM170 194H171V193H170ZM170 194H169V196L171 197ZM201 194H202V193H201ZM211 194H212V193H211ZM24 195H25V194H24ZM62 195H64V194H62ZM153 195H154V194H153ZM159 195H160V194H159ZM185 195H186V194H185ZM187 195H188V194H187ZM202 195H203V194H202ZM205 195H206V194H205ZM247 195H248V194H247ZM51 196H52V194H51ZM51 196H50V197H51ZM58 196H59V195H58ZM72 196H73V195H72ZM132 196H133V195H132ZM154 196H155V195H154ZM161 196H162V195H161ZM200 196H201V195H200ZM208 196H209V194H208ZM216 196H219V195L216 194ZM243 196H245V195L242 194V197H243ZM251 196H252V195H251ZM251 196H250V197H251ZM255 196H259V195L256 194ZM68 197H69V196H68ZM133 197H134V196H133ZM133 197H131V198H133ZM158 197H159V196H158ZM180 197H181V196H180ZM192 197H193V196H192ZM195 197H196V196H195ZM201 197H202V196H201ZM201 197H200V198H201ZM226 197H227V196H226ZM230 197H231V196H230ZM230 197H229V198H230ZM246 197H247V196H246ZM250 197H249V198H250ZM5 198H6V197H5ZM57 198H58V197H57ZM72 198H73V197H72ZM189 198H190V197H189ZM196 198H198V196H197ZM223 198H224V197H223ZM240 198H241V197H240ZM10 199H11V198H10ZM53 199H55V198H53ZM60 199H61V198H60ZM62 199H63V197H62ZM124 199H125V198H124ZM133 199H134V198H133ZM138 199H140V198H138ZM154 199H156V198H154ZM154 199H152V200H154ZM160 199H161V197H160ZM163 199H165V197H164ZM219 199H220V198H219ZM227 199H228V198H226V200H227ZM57 200H58V199H57ZM67 200H69V199H67ZM86 200H87V199H86ZM120 200H121V198L118 199V201H120ZM136 200H137V198H136ZM169 200H170V199H169ZM188 200H189V199H188ZM202 200H203V198H202ZM213 200H214V199H213ZM226 200H225L224 203H226ZM243 200H244V199H243ZM74 201H75V200H74ZM88 201H90V200H88ZM108 201H109V200H108ZM111 201H113V200H111ZM111 201H110V202H111ZM114 201H115V199H114ZM141 201H142V200H141ZM145 201H146V200H145ZM149 201H150V200H149ZM149 201H147V203H148ZM176 201H177V200H176ZM253 201H254V200H253ZM253 201H252V202H253ZM70 202H71V201H70ZM76 202H77V201H76ZM120 202H121V201H120ZM126 202L128 203L127 199H126ZM130 202H131V200H130ZM133 202H134V201H132V203H130V205H133V204H134ZM135 202H136V201H135ZM137 202H138V200H137ZM157 202H158V201H157ZM202 202H204V201H202ZM202 202H201V203H202ZM207 202H208V201H207ZM229 202H230V201H229ZM252 202H247V203H251V204H252ZM255 202H256V201H255ZM27 203H29V202L27 201ZM54 203H55V202H54ZM89 203H90V202H89ZM107 203H108V202H107ZM113 203H114V202H113ZM127 203H126V204H127ZM141 203H142V202H140L139 204H141ZM143 203H144V202H143ZM147 203H146V204H147ZM159 203H161V202L159 201ZM164 203H165V201H164ZM171 203H172V202H171ZM181 203H182V202H181ZM199 203H200V202H199ZM208 203H209V202H208ZM227 203H228V201H227ZM238 203H239V201L236 202V206H237ZM240 203H241V202H240ZM44 204H45V203H44ZM84 204H86V202H85ZM126 204H125V205H126ZM139 204H137V206H138ZM157 204H158V203H157ZM161 204H162V203H161ZM166 204H167V203H166ZM168 204H169V203H168ZM191 204H192V203H191ZM228 204H229V203H228ZM228 204H227V205H228ZM233 204H234V203H233ZM14 205H15V204H14ZM41 205H42V204H41ZM72 205H73V204H72ZM72 205H71V206H72ZM87 205H88V204H87ZM130 205H129V207H130ZM135 205H136V204H135ZM153 205H154V204H153ZM176 205H177V204H176ZM205 205H206V204H205ZM29 206H30V205H29ZM42 206L44 207V205H42ZM53 206H54V205H53ZM76 206H77V205H76ZM89 206H90V205H89ZM115 206H116V205H114L113 207H115ZM120 206H122V204H120ZM123 206H124V205H123ZM127 206H128V205H127ZM150 206H151V205H150ZM156 206H157V205H156ZM156 206H155V205H154V207L151 206L152 208H154V210L151 211V212H154V211L158 208V206H157V207H156ZM180 206H181V205H180ZM239 206H242V204L239 205ZM244 206H245V205H244ZM247 206H249V205H247ZM17 207H18V206H17ZM17 207H16V208H17ZM35 207H36V206H35ZM48 207H49V206H48ZM59 207H60V206H59ZM65 207H66V206H65ZM92 207H93V206H92ZM94 207H95V205H94ZM110 207H111V206H110ZM146 207H147V206H146ZM160 207H161V206H160ZM175 207H176V206H175ZM186 207H187V205H186ZM188 207H189V206H188ZM202 207H203V206H202ZM222 207H223V206H222ZM225 207H226V206H225ZM230 207H232V206H230ZM230 207H229V208H230ZM21 208H22V207H21ZM28 208H29V207H28ZM67 208H68V207H67ZM78 208H79V207H78ZM111 208H112V207H111ZM121 208H122V207H121ZM124 208H125V207H124ZM130 208H131V207H130ZM130 208H129V209H130ZM132 208H134V206H133ZM138 208H140V207L138 206ZM142 208H143V207H142ZM144 208H145V207H144ZM147 208H148V207H147ZM149 208H150V207H149ZM155 208H156V209H155ZM162 208H163V207H162ZM192 208H193V207H192ZM198 208H199V206H198ZM207 208H208V210L210 211L209 207H207ZM10 209H11V208H10ZM12 209H13V207H12ZM12 209H11V210H12ZM31 209H32V208H31ZM41 209H42V208H41ZM58 209H59V208H58ZM80 209H81V208H80ZM83 209H84V208H83ZM83 209H82V210H83ZM108 209H109V208H108ZM112 209H113V208H112ZM116 209H117V208H116ZM136 209H137V207H136ZM136 209H134V211H135ZM159 209H160V208H159ZM159 209L157 210L158 212H159ZM174 209H175V208H174ZM187 209H188V208H187ZM211 209H212V208H211ZM213 209H216V208H213ZM235 209H236V208H235ZM247 209H248V208H247ZM252 209H254V208H252ZM252 209H250V210H252ZM26 210H27V209H26ZM60 210H61V209H60ZM89 210H91V209H89ZM89 210H87V211H89ZM124 210H125V209H124ZM127 210H128V209H127ZM181 210H182V209H181ZM189 210H190V209H189ZM205 210H206V209H205ZM226 210H230V209L227 208ZM233 210H234V209H233ZM14 211H15V210H14ZM34 211H35V210H34ZM62 211H63V210H62ZM62 211H60V212H62ZM84 211H85V209H84ZM91 211H92V210H91ZM91 211H90V212H91ZM114 211H116V210H113L112 213H113ZM136 211L138 212V210H136ZM141 211H144V210L141 209ZM165 211H167V210H165ZM176 211H177V210H176ZM38 212H39V211H38ZM65 212H66V211H65ZM65 212H64V213H65ZM68 212H70V211H68ZM75 212H76V211H75ZM90 212H88V214H89ZM109 212H111V211H109ZM117 212H119V211H117ZM121 212H122V211H121ZM151 212H149V213H151ZM174 212H175V211H174ZM195 212H196V210H195ZM201 212H202V210H201ZM245 212H246V211H245ZM19 213H20V212H19ZM19 213H18V214H19ZM45 213H46V212H45ZM48 213H49V212H48ZM54 213H55V212H54ZM54 213H53V214H54ZM78 213H79V212H78ZM83 213H85V212H83ZM106 213H107V212H106ZM126 213H128V212L126 211ZM149 213H148V214H149ZM175 213H176V212H175ZM181 213H183V212H181ZM181 213H178V216H179ZM184 213H185V212H184ZM198 213H199V212H198ZM252 213H253V212H252ZM5 214H6V213H5ZM12 214H13V213H11L10 215H12ZM22 214H23V213H22ZM31 214H32V213H31ZM50 214L52 215V213H50ZM75 214H76V213H75ZM80 214H81V213H80ZM80 214H79V216H80ZM91 214H93V213H91ZM103 214H104V212H103ZM109 214H110V213H109ZM116 214H118V213H115V215H116ZM134 214H135V213H134ZM148 214H147V217H146L147 219H148ZM166 214H168V213H166ZM169 214H170V213H169ZM199 214H200V213H199ZM209 214H210V213H209ZM224 214H226L225 209H224ZM231 214H233V213H231ZM247 214H249V211H248ZM27 215H28V213H27ZM48 215H49V214H48ZM86 215H87V214H86ZM89 215H90V214H89ZM100 215H101V213H100ZM123 215H124V214H123ZM137 215H138V213H137ZM149 215H150V214H149ZM171 215H172V213L170 214V216H171ZM181 215H183V214H181ZM185 215H186V214H185ZM185 215H184V216H185ZM189 215H190V216L192 215V217L189 216L188 219H190L191 221H192V220L195 221L194 216H195L196 214L193 216V214L190 213ZM212 215H213V214H212ZM220 215H221V214H220ZM220 215H218V216H220ZM234 215H235V214H234ZM242 215H243V214H242ZM244 215H245V214H244ZM252 215H253V214H252ZM5 216H6V215H5ZM5 216H4V217H5ZM41 216H42V215H41ZM56 216H57V215H56ZM61 216H62V215H61ZM68 216H69V215H68ZM76 216H77V215H76ZM110 216H111V215H110ZM120 216H121V215H120V213H119V217H120ZM126 216H127V214H126ZM126 216H125V217H126ZM144 216H146V215H144ZM155 216H156V215H155ZM155 216H154V217H155ZM170 216L168 215V218H169ZM184 216H181V217H184ZM196 216H197V215H196ZM200 216H202V215H200ZM226 216H227V215H226ZM239 216H240V215H238V217H239ZM58 217H59V216H58ZM70 217H74V216H70ZM77 217H78V216H77ZM77 217H76V218H77ZM86 217H87V216H86ZM86 217H85V218H86ZM101 217H102V215H101L99 218H101ZM104 217H105V216H104ZM108 217H109V216H108ZM108 217H107V218H108ZM111 217H112V216H111ZM111 217H110V218H111ZM221 217H222V216H221ZM235 217H237V216H235ZM62 218H63V217H62ZM68 218H69V217H68ZM74 218H75V217H74ZM85 218H84V219H85ZM92 218H93V215H92ZM110 218H109V219H110ZM136 218H137V217L134 218L135 221H136ZM176 218H177V217H176ZM191 218H192V219H191ZM240 218H241V216H240ZM26 219H27V218H26ZM26 219H24V220H26ZM69 219H70V218H69ZM80 219H81V218H80ZM86 219H87V218H86ZM102 219H103V218H102ZM104 219H106V218H104ZM131 219H132V218H131ZM177 219H178V218H177ZM224 219H225V217H224ZM248 219H249V218H248ZM2 220H3V218H2ZM95 220H96V219H95ZM129 220H130V219H128V221H129ZM138 220H139V219H138ZM141 220H143V219H141ZM161 220H162V218H161ZM185 220H186V219H185ZM185 220H184V221H185ZM208 220H210V218H209ZM226 220H227V219H226ZM232 220H233V219H232ZM243 220H244V219H243ZM22 221H23V220H22ZM31 221H32V220H31ZM54 221H55V220H54ZM79 221H80V220H79ZM81 221H82V220H81ZM101 221H102V220H101ZM109 221H110V220H109ZM132 221H133V220H132ZM148 221H149V219H148ZM157 221H159V219H157ZM168 221H169V220H168ZM187 221H188V223L190 222L189 220H186V222H187ZM193 221H192V222H193ZM246 221H247V219H246ZM32 222H33V221H32ZM32 222H31V223H32ZM43 222H44V221H43ZM129 222H130V221H129ZM133 222H134V221H133ZM149 222H150V221H149ZM174 222H175V221H174ZM174 222H173V223H174ZM181 222H182V221H181ZM192 222H190V223L192 224ZM0 223H1V222H0ZM18 223H19V222H18ZM47 223H48V222H47ZM50 223H51V222H50ZM56 223H57V221H56ZM56 223H55V224H56ZM66 223H67V222H66ZM83 223H84V221H83ZM88 223H90V221H89ZM99 223H100V222H99ZM99 223H98V224H99ZM136 223H137V222H136ZM154 223H155V221H154ZM154 223H153V224H154ZM157 223H158V222H157ZM159 223H160V222H159ZM159 223H158V224H159ZM163 223H166V222H163V221H162V224H163ZM169 223H171V222H169ZM175 223H177V222H175ZM183 223H184V222H183ZM240 223H241V222H240ZM255 223H256V222H255ZM1 224H2V223H1ZM1 224H0V225H1ZM8 224H9V223H8ZM21 224H22V223H21ZM32 224H33V223H32ZM48 224H49V223H48ZM63 224H64V222H63ZM81 224H82V223H81ZM93 224H94V223H93ZM93 224H92V226H93ZM102 224H103V223H102ZM102 224H101V225H102ZM115 224H117V223H115ZM118 224H119V223H118ZM120 224H121V223H120ZM127 224H128V222H127ZM150 224H152V223L150 222ZM150 224H148V225H150ZM178 224H180V223H178ZM193 224H194V222H193ZM193 224H192V225H193ZM195 224H196V223H195ZM195 224H194V225H195ZM211 224H212V223H211ZM219 224H221V223H218V226H217V227H219ZM229 224L231 225V223H229ZM229 224H228V225H229ZM232 224H233V223H232ZM238 224H239V223H238ZM241 224H242V223H241ZM256 224H258V223H256ZM16 225H17V224H16ZM27 225H28V224H27ZM44 225H46V224H44ZM60 225H61V224H60ZM67 225H68V224H67ZM88 225H89V224H88ZM108 225H109V224H108ZM140 225H143V224L140 223ZM140 225H138V226H140ZM144 225H145V223H144ZM174 225H175V224H174ZM180 225L182 226V223H181ZM185 225H186V224L184 223L183 226H185ZM205 225H206V224H205ZM215 225H216V224H215ZM221 225H222V224H221ZM221 225H220V226H221ZM4 226H5V225H4ZM24 226H26V225H24ZM24 226H23V227H24ZM33 226H34V225H33ZM33 226H32V227H33ZM57 226H59V225H57ZM70 226H71V225H70ZM70 226H69V227H70ZM76 226H77V224H76ZM79 226H80V225H79ZM82 226H83V225H82ZM82 226H81V227H82ZM92 226H91V228H92ZM98 226H99V225H98ZM98 226H97V227H98ZM111 226H112V225H109V227H111ZM145 226H146V225H145ZM150 226H152V225H150ZM153 226H154V225H153ZM155 226H156V225H155ZM162 226H163V225H162ZM195 226H196V225H195ZM202 226H203V225H202ZM209 226H211V225H209ZM212 226H213V225H212ZM234 226H235V225H234ZM244 226H245V225H244ZM258 226H259V225H258ZM258 226H256V227H258ZM55 227H56V226H55ZM63 227H64V226H63ZM66 227H67V226H66ZM66 227H65V228H66ZM95 227H96V226H95ZM109 227H108V228H109ZM114 227H116V225H115ZM120 227H121V226H120ZM128 227H129V226H128ZM128 227H127V228H128ZM131 227H132V226H131ZM171 227L173 228V225H172ZM178 227H180V226H178ZM187 227H188V226H187ZM187 227L185 228L186 230H187ZM246 227H247V225L245 226V228H246ZM260 227H261V226H260ZM0 228H1V227H0ZM8 228H9V227H8ZM44 228H45V226H44ZM44 228H43V229H44ZM100 228H102V227H100ZM103 228H104V227H103ZM103 228H102V230H103ZM118 228H119V227H118ZM142 228H143V227H142ZM164 228H165V226H164ZM192 228H193V227H192ZM192 228H191V230H192ZM210 228H211V227H210ZM215 228H216V227H215ZM225 228H227V226H225ZM230 228H231V227H230ZM253 228H254V227H253ZM263 228H264V227H263ZM263 228H261V229H263ZM26 229H27V228H26ZM26 229H23V230H25V233H26ZM33 229H34V228H33ZM39 229H40V228H39ZM41 229H42V228H41ZM72 229H73V227H72ZM75 229H77V228H75ZM104 229H105V228H104ZM128 229H129V228H128ZM132 229H134V228H132ZM168 229H169V228H168ZM176 229H177V228H176ZM178 229H179V228H178ZM202 229H203V228H202ZM202 229H200V231H202ZM212 229H214V228H212ZM216 229H218V228H216ZM223 229H224V228H223ZM235 229L238 230L237 228H235ZM241 229H243V228H241ZM8 230H9V229H8ZM23 230H22V231H23ZM34 230H35V229H34ZM79 230H80V229H79ZM81 230H82V229H81ZM85 230H86V229H85ZM88 230H89V229H88ZM93 230H94V229H93ZM97 230H98V229H97ZM105 230H106V229H105ZM119 230H120V228H119ZM135 230H136V229H135ZM174 230H175V229H174ZM179 230H180V229H179ZM179 230H178V231H179ZM189 230H190V229H189ZM203 230H204V229H203ZM206 230H207V229H206ZM208 230L211 232L210 229H208ZM226 230H228V229H226ZM239 230H240V228H239ZM254 230H256V229H254ZM9 231H10V230H9ZM89 231H90V230H89ZM89 231H88V232H89ZM94 231H95V230H94ZM115 231H116V230H115ZM117 231H118V230H117ZM137 231H138V230H137ZM164 231H165V230H164ZM187 231H188V230H187ZM187 231H186V232H187ZM196 231H197V230H196ZM200 231H198V232L200 233ZM212 231H213V230H212ZM234 231H235V230H234ZM260 231H261V230H260ZM1 232H2V230L0 231V233H1ZM5 232H6V231H5ZM14 232H15V231H14ZM18 232H20V231L18 230ZM42 232H43V231H42ZM57 232H59V231H57ZM65 232H66V231H65ZM88 232H85V233H88ZM92 232H93V231H92ZM92 232H91V233H92ZM107 232H108V231H107ZM170 232H171V231H170ZM181 232H182V231H181ZM183 232H185V231H183ZM186 232H185V233H186ZM202 232H204V231H202ZM214 232H215V231H214ZM232 232H233V231H232ZM243 232H244V231H243ZM248 232H250V231L248 230ZM256 232H258V230H257ZM12 233H13V232H12ZM21 233H22V232H21ZM71 233H72V232H71ZM78 233H80V232H78ZM96 233H97V231H96ZM109 233H110V232H109ZM111 233H112V232H111ZM115 233H116V232H115ZM166 233H167V232H166ZM171 233H172V232H171ZM188 233H191V232H188ZM193 233H194V232H193ZM211 233H212V232H211ZM4 234H5V233H4ZM23 234H24V233H23ZM27 234H28V233H27ZM40 234H41V233H40ZM43 234H44V233H43ZM48 234H49V233H48ZM51 234H52V233H51ZM54 234H55V233H54ZM82 234H83V233H80V235H82ZM98 234H99V233H98ZM131 234H132V233H131ZM131 234H130V235H131ZM133 234H134V233H133ZM136 234H137V233L135 232L134 235H136ZM168 234H169V233H168ZM180 234H181V233H180ZM186 234H187V233H186ZM218 234H219V231H218ZM234 234H236V233H234ZM250 234H251V232H250L249 234L247 233L246 235H249V236H250ZM19 235H20V234H19ZM46 235H47V234H46ZM59 235H60V234H59ZM62 235H64V233H63ZM78 235H79V234H78ZM80 235H79V236H80ZM91 235H92V234H91ZM95 235H96V234H95ZM104 235H106V234H104ZM107 235H108V234H107ZM112 235L114 236V234H112ZM125 235H126V234H125ZM138 235H139V234H138ZM159 235H160V234H159ZM165 235H166V234H165ZM171 235H172V234H171ZM188 235H190V234H188ZM197 235H198V234H197ZM199 235H200V234H199ZM203 235H204V237H205L206 233L203 234ZM236 235H237V237H238V234H236ZM254 235H255V234H254ZM254 235H253V236H254ZM2 236H3V235H2ZM4 236H5V235H4ZM4 236H3V237H4ZM23 236H24V235H23ZM51 236H52V235H51ZM79 236H78V237H79ZM82 236H83V235H82ZM89 236H90V235H89ZM93 236H94V235H93ZM97 236H98V235H97ZM100 236H101V235H100ZM120 236H121V234H120ZM123 236H124V235H123ZM180 236H181V235H180ZM184 236H185V234H184ZM194 236H196V235H193V237H194ZM208 236H209V235H208ZM227 236H228V235H227ZM230 236H232V235H230ZM233 236H234V235H233ZM233 236H232V237H233ZM240 236H241V235H240ZM249 236H248V237H249ZM260 236H261V235H260ZM262 236H263V235H262ZM7 237H8V236H7ZM24 237H25V236H24ZM41 237H42V236H41ZM58 237H59V236H58ZM58 237H57V238H58ZM64 237H65V236H64ZM75 237H76V236H75ZM80 237H81V236H80ZM105 237H106V236H105ZM114 237H115V236H114ZM121 237H122V236H121ZM125 237H126V236H125ZM125 237H124V238H125ZM127 237H128V236H127ZM178 237H179V236H178ZM235 237H236V236H235ZM237 237H236V238H237ZM241 237H243V235H242ZM248 237H247V238H248ZM251 237H252V236H251ZM8 238H9V237H8ZM12 238H13V237L11 236V239H12ZM14 238H15V237H14ZM16 238H17V237H16ZM20 238H21V237H20ZM42 238H43V237H42ZM51 238H52V237H51ZM61 238H62V237H61ZM70 238H71V237H70ZM85 238H86V237H85ZM94 238H96V237H93V239H94ZM119 238H120V237H119ZM129 238H130V236H129ZM151 238H153V237H151ZM167 238H168V237H167ZM179 238H180V237H179ZM181 238H183V236H182ZM201 238H202V237H200V240H201ZM220 238H221V237H220ZM245 238H246V237H244V239H245ZM1 239H2V237H1ZM26 239H27V238H26ZM33 239H34V238H33ZM39 239H40V238H39ZM46 239H47V238H46ZM54 239H55V238H54ZM54 239H53V240H54ZM76 239H77V238H76ZM78 239H79V238H78ZM96 239H97V238H96ZM114 239H115V238H114ZM131 239H133V238H131ZM135 239H136V238H135ZM140 239H142V238H140ZM143 239H144V238H143ZM146 239H147V238H146ZM148 239H149V238H148ZM148 239H147V240H148ZM156 239H157V238H156ZM158 239H159V238H158ZM168 239H169V238H168ZM192 239H193V238H192ZM204 239H205V238H204ZM218 239H219V237H218ZM229 239H230V238H229ZM233 239H234V238H233ZM261 239H262V238H261ZM4 240H5V239H4ZM6 240H8V239H6ZM14 240H16V239H14ZM21 240H23V239H21ZM41 240H42V239H41ZM57 240H58V239H57ZM63 240H64V239H63ZM69 240H70V239H69ZM83 240H84V239H83ZM138 240H139V239H138ZM144 240H145V239H144ZM190 240H191V239H190ZM190 240H189V242H190ZM193 240H194V239H193ZM252 240H253V238H252ZM252 240H251V241H252ZM254 240H255V238H254ZM23 241H25V238H24ZM27 241H28V240H27ZM30 241H31V240H30ZM32 241H33V240H32ZM32 241H31V242H32ZM36 241H37V240H36ZM39 241H40V240H39ZM47 241H48V239H47ZM55 241H56V240H55ZM71 241H72V240H71ZM131 241H132V240H131ZM140 241H141V240H140ZM149 241H150V240H149ZM161 241H162V240H161ZM173 241H174V240H173ZM180 241H181V240H180ZM197 241H199V240L197 239ZM204 241H205V240H204ZM211 241H212V240H211ZM221 241H222V240H221ZM50 242H51V241H50ZM58 242H59V241H58ZM58 242H57V243H58ZM120 242H121V241H120ZM142 242H143V241H142ZM145 242H146V241H145ZM150 242H151V241H150ZM152 242H153V241H152ZM165 242H166V241H165ZM208 242H210V241H208ZM214 242H215V241H214ZM227 242H228V241H227ZM240 242L245 244V242H242V241H240ZM0 243H1V242H0ZM5 243H6V242H5ZM11 243H12V242H11ZM14 243H15V242H14ZM32 243H33V242H32ZM36 243H38V242H36ZM46 243L49 244L48 242H46ZM115 243H116V242H115ZM115 243H114V245H115ZM122 243H123V242H122ZM134 243H135V242H134ZM136 243H137V242H136ZM140 243H141V242H140ZM172 243H174V242H172ZM172 243H169V244H172ZM176 243H178V242H176ZM176 243H175V245H176ZM187 243H188V242H187ZM190 243H191V242H190ZM218 243H219V242H218ZM218 243H217V244H218ZM234 243H235V242H234ZM247 243H250V242H247ZM252 243H253V242H252ZM8 244H9V243H8ZM18 244H19V243H18ZM25 244H26V243H25ZM50 244H52V242H51ZM63 244H64V243H63ZM66 244H67V243H66ZM118 244H119V242H118ZM124 244H125V243H124ZM143 244H144V243H143ZM147 244H148V243H147ZM198 244H200V243H198ZM227 244H228V243H227ZM238 244H240V243H238ZM259 244H260V243H257V245H259ZM2 245H3V244H2ZM12 245H13V243H12ZM16 245H17V244H16ZM20 245H21V244H20ZM28 245H29V244H28ZM37 245H38V244H37ZM41 245H42V244H41ZM81 245H83V244H81ZM95 245H96V244H95ZM110 245H112V244H110ZM167 245H168V244H167ZM175 245H174V246H175ZM178 245H180L181 248L183 247V246H181L182 244H178ZM202 245H204V243L201 244L200 246L202 247ZM206 245L208 246L209 244H206ZM212 245H213V244H212ZM219 245H220V244H219ZM230 245H231V244H230ZM247 245H249V244H247ZM252 245H253V244H252ZM257 245H256V246H257ZM89 246H90V245H89ZM93 246H94V245H93ZM147 246H148V245H147ZM150 246H151V245H150ZM171 246H172V245H171ZM189 246H190V245H189ZM196 246H197V245H196ZM210 246H211V245H210ZM214 246H215V245H214ZM214 246H213V247H214ZM223 246H224V244H223ZM28 247H29V246H28ZM38 247H39V246H38ZM41 247H42V246H41ZM43 247H46V246H45V243H44ZM49 247H50V245H49ZM62 247H63V246H62ZM72 247H73V246H72ZM112 247H114V249H115V246H112ZM143 247H144V246H143ZM148 247H149V246H148ZM152 247H153V246H152ZM157 247H159V246H157ZM162 247H163V246H162ZM175 247H176V246H175ZM186 247L188 248V246H186ZM201 247H198V248H201ZM226 247H227V245H226ZM230 247H231V246H230ZM233 247H234V246H233ZM237 247H238V246H237ZM262 247H263V246H261V248H262ZM4 248H5V247H4ZM6 248H7V247H6ZM8 248H9V247H8ZM12 248H13V247H12ZM16 248H17V247H16ZM16 248H15V249H16ZM30 248H31V247H30ZM35 248H36V246H35ZM82 248H83V247H82ZM84 248H86V247H84ZM90 248H91V247H90ZM99 248H100V247H99ZM99 248H98V249H99ZM109 248L111 249V247H109ZM121 248H123V247H121ZM130 248H131V247H130ZM178 248H179V247H178ZM190 248H191V246H190ZM207 248H208V247H207ZM209 248H210V247H209ZM214 248H215V247H214ZM214 248H213V250H215ZM234 248H235V247H234ZM247 248H251V246H248ZM21 249H23V248H21ZM46 249H47V248H46ZM54 249H55V248H54ZM66 249H68V247H67ZM71 249H73V248H70V250H71ZM110 249H109V250H110ZM138 249H140V248H138ZM143 249H144V248H143ZM169 249H170V248H169ZM183 249H184V248H183ZM191 249H192V248H191ZM210 249H211V248H210ZM216 249H217V248H216ZM224 249H225V248H224ZM228 249H229V248H228ZM240 249H242V248H240ZM245 249H246V248H245ZM253 249H254V248H253ZM28 250H29V249H28ZM32 250H33V249H32ZM44 250H45V249H44ZM47 250H48V249H47ZM51 250H52V249H51ZM75 250H76V248H75ZM77 250H78V249H77ZM77 250H76V251H77ZM85 250H86V249H85ZM101 250H102V249H101ZM101 250H99V252H100ZM112 250H113V249H111L110 251H112ZM125 250H126V248H125ZM127 250H128V249H127ZM141 250H142V249H141ZM166 250H167V249H166ZM184 250H185V249H184ZM192 250H193V249H192ZM198 250H201V249H198ZM208 250H209V249H208ZM208 250H207V251H208ZM229 250H230V249H229ZM231 250H232V247H231ZM235 250H236V249H235ZM0 251H1V250H0ZM12 251H13V250L11 249V252H12ZM17 251H18V250H17ZM36 251H37V249H36ZM49 251H50V250H49ZM62 251H63V250H62ZM106 251H108V248L105 250V252H106ZM129 251H130V250H129ZM185 251H186V250H185ZM193 251H195V249H194ZM203 251H205V250H203ZM220 251L222 252V249H221ZM232 251H233V250H232ZM239 251H240V250H239ZM245 251H246V250H245ZM248 251H249V250H248ZM252 251H255V249L252 250ZM256 251H258V250H256ZM8 252H9V251H8ZM28 252H29V251H28ZM28 252L26 251L25 253H28ZM63 252H65V251H63ZM72 252H74V251H72ZM82 252H84V251H82ZM91 252H92V251H91ZM149 252H150V251H149ZM163 252H164V251H163ZM172 252H173V251H172ZM187 252H188V251H187ZM190 252H191V251H190ZM195 252H196V251H195ZM208 252H209V251H208ZM210 252H212V251H210ZM213 252H214V251H213ZM213 252H212V253H213ZM223 252H224V251H223ZM226 252H227V251H226ZM242 252H243V251H242ZM29 253H31V252H29ZM61 253H62V252H61ZM89 253H90V252H88V254H89ZM93 253H94V251L92 252V254H93ZM107 253H108V252H107ZM109 253H110V252H109ZM145 253H146V252H145ZM168 253H169V251H168ZM191 253H192V252H191ZM215 253H216V252H215ZM217 253H218V252H217ZM240 253H241V251H240ZM18 254H19V253H18ZM53 254H54V253H53ZM72 254H73V253H72ZM75 254H76V253H75ZM96 254H97V253H96ZM96 254H95V255H96ZM100 254H101V253H100ZM116 254H117V253H116ZM166 254H167V253H166ZM170 254H171V252H170ZM172 254H173V253H172ZM186 254H187V253H186ZM188 254H189V253H188ZM206 254H207V252H206ZM224 254H225V253H224ZM227 254H228V253H227ZM232 254H235L234 251H233ZM4 255H5V254H4ZM9 255H10V253H9ZM14 255H15V254H14ZM19 255H20V254H19ZM22 255H23V253H22ZM32 255H33V254H32ZM48 255H49V254H48ZM54 255H55V254H54ZM69 255H70V254H69ZM77 255L79 256V253H78ZM102 255H103V254H102ZM105 255H106V254H105ZM110 255H111V254H110ZM145 255H146V254H145ZM195 255H196V254H195ZM198 255H199V254H198ZM215 255H216V254H215ZM220 255H221V254H220ZM254 255H255V254H254ZM7 256H8V255H7ZM20 256H21V255H20ZM25 256H27V254H26ZM38 256H39V255H38ZM41 256H42V255H41ZM44 256H45V255H44ZM51 256H52V255H51ZM65 256H67V255L65 254L64 257H65ZM70 256H71V255H70ZM83 256H84V255H83ZM98 256H99V255H98ZM100 256H101V255H100ZM168 256H169V255H168ZM170 256H171V255H170ZM193 256H194V255H193ZM203 256H204V255H203ZM209 256H210V255H209ZM221 256H222V255H221ZM225 256H226V255H225ZM225 256L223 255V258H224ZM235 256H236V255H235ZM238 256H239V255H238ZM241 256H243V255H241ZM246 256H247V255H246ZM248 256H250V255H248ZM255 256H256V255H255ZM260 256H262V255H260ZM5 257H6V255H5ZM15 257H16V256H15ZM57 257H58V256H57ZM61 257H63V256H61ZM76 257H77V256H76ZM80 257H82V256H80ZM84 257H85V256H84ZM126 257H127V256H126ZM160 257H163V256H160ZM165 257H166V255H165ZM194 257H195V256H194ZM207 257H208V256H207ZM227 257H228V256H227ZM236 257H237V256H236ZM9 258H10V257H9ZM16 258H17V257H16ZM29 258H30V257H29ZM29 258H28V259H29ZM35 258H36V257H35ZM74 258H75V257H74ZM86 258H87V257H86ZM120 258H121V257H120ZM170 258H171V257H170ZM234 258H235V257H234ZM244 258H245V256H244ZM248 258H249V257H248ZM248 258H247V259H248ZM12 259H13V258H12ZM28 259H27V260H28ZM37 259H38V258H37ZM37 259H36V260H37ZM40 259H42V258H40ZM44 259H45V258H44ZM70 259H71V258H70ZM93 259H94V258H93ZM97 259H99V258H97ZM174 259H175V258H174ZM190 259L192 260L191 257H190ZM206 259H207V258H206ZM209 259H210V258H209ZM211 259H212V258H211ZM255 259H257V258H255ZM2 260H3V258H2ZM21 260H22V259H21ZM46 260H47V254H46ZM46 260H45V261H46ZM50 260H51V259H50ZM84 260H85V259H84ZM99 260H101V259H99ZM111 260H112V258H111ZM139 260H140V259H139ZM198 260L200 261V259H198ZM220 260H221V259H220ZM245 260H246V259H245ZM13 261H14V260H13ZM31 261H33V259H32ZM43 261H44V260H43ZM77 261H78V260H77ZM82 261H83V260H82ZM91 261H92V260H91ZM105 261H106V258H105ZM107 261H108V260H107ZM119 261H120V260H119ZM167 261H168V260H167ZM171 261H172V260H171ZM171 261H169V262H171ZM208 261H209V260H208ZM210 261H211V260H210ZM222 261H223V260H222ZM249 261H250V260H249ZM0 262H1V260H0ZM4 262H5V259H4ZM15 262H16V261H15ZM28 262H29V261H28ZM34 262H35V261H34ZM41 262H42V261H41ZM41 262H40V263H41ZM48 262H49V261H48ZM68 262H69V261H68ZM70 262H71V261H70ZM78 262H79V261H78ZM83 262H84V261H83ZM92 262H95V261H92ZM98 262H99V261H98ZM102 262H103V261L101 260V263H102ZM109 262H110V261H109ZM114 262H115V261H114ZM176 262H177V261H176ZM176 262H175V263H176ZM204 262H205V260H204ZM241 262H243V261H241ZM5 263H6V262H5ZM11 263H12V262H11ZM11 263H10V264H11ZM13 263H14V262H13ZM19 263H20V261H19ZM52 263H53V262H52ZM65 263H66V261H65ZM65 263H64V264H65ZM106 263H107V262H106ZM106 263H105V264H106ZM157 263H158V262H157ZM160 263H161V262H160ZM165 263H166V262H165ZM208 263H209V262H208ZM227 263H228V262H227ZM231 263H232V262H231ZM231 263H230V264H231ZM235 263H236V262H235ZM249 263H251V262H249ZM258 263H259V261H258ZM23 264H24V261H23ZM71 264H74V263H71ZM76 264H77V263H76ZM89 264H90V263H89ZM107 264H108V263H107ZM115 264H117V263L115 262ZM153 264H154V263H153ZM172 264H174V263H172ZM217 264H218V263H217ZM219 264H221V263H219ZM236 264H237V263H236ZM262 264H263V262H262Z\"/></svg>",
	"mask_w": 264,
	"mask_h": 264
}]
</instances>
